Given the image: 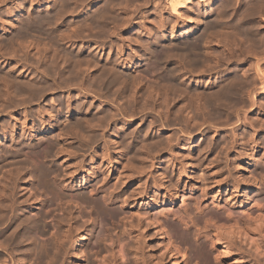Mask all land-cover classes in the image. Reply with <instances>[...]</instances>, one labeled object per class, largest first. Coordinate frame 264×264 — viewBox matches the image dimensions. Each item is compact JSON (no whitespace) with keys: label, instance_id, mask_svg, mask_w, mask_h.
<instances>
[{"label":"rangeland","instance_id":"obj_1","mask_svg":"<svg viewBox=\"0 0 264 264\" xmlns=\"http://www.w3.org/2000/svg\"><path fill=\"white\" fill-rule=\"evenodd\" d=\"M1 1V5H0V17H1V21H0V24H7V23H10V22H7L6 21V23H5V20H11L12 18H18V15H15V16H13L12 18H10L9 19V17H7V15H6V10L8 9V8H10V7H12L14 4H15V1H16V3L18 2V3H20L22 0H9L8 2L6 1V0H0ZM7 3H6V2ZM12 1V2H11ZM122 2H124V3H122L121 2V9H122V7H125V9L123 10L122 9V11L120 12V10H116L117 12H115L114 14H116V13H118V14H116V17H115V19L116 18H118V16H119V18L117 19L118 21H117V23L119 22V20H120V18L122 17H124V12H130L129 14H132V16L134 15H136V17H137V19L135 18L133 21V23H132V27L131 26H128V27H123L122 28V31H121V34L120 33H118L117 31H115V34L116 33H118V35H114V34H112V31H113V27L115 28L116 27V25L115 24H109V25H105V28L103 29V31L105 30V34H108V35H106L105 36V34L103 35L104 37H106V39H104V38H102V37H100L99 39H96V41L97 40H99L100 41V43H99V41H97L98 42V44L97 43H95L94 42V40H91L90 42H88L87 44H84L83 42L81 43V41H75L74 39H73V45H74V47L73 48H71V46H73V45H71V46H69V45H67V44H65V40H63L61 37L63 36V37H65V35L67 34V32L65 31L66 29L68 30V25L67 26H63V27H65V28H63L62 26H61V29L63 28V30H61V31H63L64 33H61V31H60V27H56L55 29L56 30H54V28H52V29H50V27H47V26H45V27H43L42 29H43V31L45 32H43V33H37V32H35V31H28L27 33H26V36H25V38H26V40H23V41H25L24 43H26V45H28L29 44V42L31 41V42H33V44H37L36 45V47L35 48H39V47H41L40 49H38V51L39 52H41V54L43 53V50H45V49H43V48H47L46 50H48V53H50L51 55H52V52L55 54V52L54 51H56V52H60V51H62V52H60L59 53V55H58V53H56L57 54V59H58V61H57V63H60L61 65H62V63H63V60L60 58L61 57V55H63V53L66 55L67 54V52L69 53L67 56H69L70 57V55H71V59H73V57H75V55L78 53L77 51H78V49H79V47L80 48H82V47H84V49L85 50H94L95 51V49H96V51L95 52H98V51H100V48L101 47H103L102 49H101V51H100V53L99 54H102L103 52H105L107 49H109V52H111L110 51V49H112V55H113V57L117 54V52L118 51H116V50H119V49H116L117 47H119L120 48V44L118 45L117 43H120V41H119V39L120 38H122V41L124 40V48H123V52H122V55H123V57L124 58H126V59H128V58H130L129 57V55L130 56H132V57H134V58H131V60L132 59H138V62H137V60H134V65L130 68V72H131V75L135 78V79H133V80H135V82L138 80L139 82H141V83H139V84H142L141 86L140 85H138L137 87L138 88H133V86L132 87H127L126 88V90L128 89L129 91H131V92H133V90H135L136 91V89L137 90H139V88L141 89V90H139V91H144V89H145V87L148 89L149 87L151 88V87H153L152 89H154V90H156V88L155 87H158L157 89H160L161 87H162V85L161 86H159L160 84H163V86H165L166 85V88H164V87H162L161 89H163L162 90V93L164 94V91H165V93L167 92V94L169 95L172 91L174 92V85H173V82L172 81H170L169 79H167L166 77H163V76H165V67L164 66H162V69L161 68H157V67H161V66H157V67H153V66H151L150 64H148L147 62H146V60L143 62V61H141V63H140V56H141V53L143 54L141 57L143 58V56H145L144 54H145V52H142V51H145V50H142L141 48H140V45L142 44L143 45V43H147L148 44V37L146 36L147 34H148V36L150 35L151 36V34H152V37L157 41V40H159V37L160 36H162V35H167V37H168V40L166 41V40H162L161 41V39L159 40V42H158V48H161V46L162 45H165L166 43H167V45L168 46H170V43H174V42H179V41H181L180 42V44H185V43H188L189 42V37H181V38H177V39H172V32H173V34H178L179 32H182V31H184V30H189V31H191V27H193L194 25H192V24H185L186 22H184L183 23V21H181L180 19L178 20V22H177V20H176V22H177V24H175L176 22H174V24H173V21H175L174 19H171L170 17H168L167 15H163V16H161V15H158L157 14V11H158V13H160V7L158 6L157 7V5L155 4V6L156 7H154L153 6V4H154V2H153V0L151 1V2H149V3H147V5L146 4H142V1L141 0H126V1H124V0H121ZM133 1H136V2H133ZM138 1V2H137ZM207 1V0H206ZM205 1V3H203L202 5H204V8H205V10L207 9L206 7H207V3H210L209 2V0L206 2ZM227 1H230L231 3H234V2H232V0H227ZM226 0H222V3H224V2H226L225 4H227V3H230V2H227ZM238 1V2H237ZM235 3H236V5H235V3H234V5L237 7V3H246V2H248V1H250V0H241V1H239V0H237ZM4 2V3H3ZM14 2V3H13ZM43 1L41 0L40 1V4H42V6L44 5L45 6V4H44V2L42 3ZM132 2V3H131ZM9 3V4H8ZM138 4L139 5V3H140V6L142 5V7L144 8H142V7H140L139 8V6L137 5V9H136V7L134 8V6H136L135 4ZM151 3H152V5H151ZM218 5H216L218 8H216V10H214L213 11V9H210V11H208L209 13L210 12H212L211 14H210V18H211V20H213L212 19V16H214V18H216L218 15H220V13L221 12H225V14H224V12H223V14L222 15H220L219 17H221V16H223V17H228L230 14H231V12L232 13H238L240 10H238L234 5L233 6H230V5H232V4H228L229 6V9H224V8H221V7H219L220 5H222L221 4V0H220V3H219V0H218ZM193 4H194V6L196 7L197 5H195V0H194V2H193ZM192 4V5H193ZM9 5H10V7H9ZM26 5H27V3H26ZM30 5V4H29ZM127 5V6H126ZM130 5H132V6H130ZM146 5V6H145ZM3 6V7H2ZM4 6H8L7 8L6 7H4ZM43 6V7H44ZM150 6V7H149ZM153 6V7H152ZM206 6V7H205ZM149 7V8H148ZM152 7V8H151ZM194 7V9H196L197 10V8H195ZM203 7V6H202ZM222 7H223V5H222ZM224 7H225V5H224ZM226 7H227V5H226ZM225 7V8H226ZM230 7H233V8H230ZM5 8V9H4ZM88 8H90V6L88 7ZM133 8V9H132ZM158 9L157 11L156 10H153V9ZM223 9V11L221 10V9ZM236 8V9H235ZM4 9V10H3ZM90 9H93V8H90ZM135 9V10H134ZM150 9V10H149ZM151 9L153 10V14H151ZM217 9H218V11L220 12V10H221V12L219 13V12H217ZM209 10V9H208ZM228 12H227V11ZM234 10V11H233ZM236 10L238 11V12H236ZM243 10H245V8L243 9ZM48 11V10H44V13H46V12ZM149 11V12H148ZM215 11H216V13H215ZM231 11V12H230ZM123 12V13H122ZM133 12H134V14H133ZM148 12V13H147ZM156 12V13H155ZM198 13V12H197ZM217 13H219V14H217ZM229 15H228V14ZM4 14V15H3ZM38 15H40L41 13H37ZM138 14V15H137ZM158 16H157V15ZM161 14V13H160ZM215 14H217V15H215ZM227 14V15H226ZM142 15V16H141ZM199 15V14H198ZM202 15H204L203 13H200V16H202ZM6 16V17H5ZM144 16V17H143ZM159 18H157V17ZM216 16V17H215ZM4 17V18H3ZM165 17V18H164ZM203 17V16H202ZM82 19V16H81V14L80 15H78V16H69L68 18L67 17H65L64 18V25H66L67 23H68V21L69 22H72V25H69V28L70 27H72V26H74L75 24H76V21H77V24L79 23V19ZM162 18V19H161ZM167 18H169V19H167ZM184 18V17H183ZM186 18V17H185ZM80 19V20H81ZM158 19V20H157ZM203 19V18H202ZM217 19V18H216ZM215 19V20H216ZM72 20V21H71ZM74 20H75V22H74ZM137 20H138V22H137ZM146 20V21H145ZM161 20V21H160ZM172 20V21H171ZM203 20H205V19H203ZM208 20H210V19H208ZM136 21V22H135ZM120 22H121V20H120ZM119 22V23H120ZM159 22H161L160 24H159ZM169 22H172L171 24L169 23ZM220 22V21H219ZM75 23V24H74ZM116 23V24H117ZM135 23V24H134ZM165 25H164V24ZM167 23V24H166ZM181 23V24H180ZM59 24V23H58ZM74 24V25H73ZM221 24V25H220ZM220 26L221 27H219L218 28V26L219 25H217V26H215V27H213V31H215V29H218V31H219V29H221L222 28V26H223V28H224V26H226L224 23H222V22H220ZM223 24V25H222ZM19 25V24H18ZM17 25V26H18ZM113 25H115V26H113ZM162 25H163V27H162ZM167 25V26H166ZM177 25V26H176ZM178 25H179V27H178ZM184 25V26H183ZM192 25V26H191ZM16 26V25H15ZM17 26L16 27H14V28H12V29H10V31H7V32H5L4 31V33H2L3 31H0V38H2L3 39V43H4V41L6 40V36H10V35H14L15 34V32L13 33V31H14V29H15V31L17 30L16 28H17ZM20 26V25H19ZM18 26V27H19ZM110 29V27H112V29H108L109 31H111V32H109L110 34H112V35H110L109 33H108V30H107V27ZM118 27L120 26L119 24L117 25ZM134 26V27H133ZM171 26V27H170ZM173 26V27H172ZM189 26V27H188ZM201 27V26H200ZM130 28V29H129ZM144 28V29H143ZM149 28V29H148ZM162 28V29H161ZM167 30H166V29ZM171 28L173 29V30H171ZM175 28V29H174ZM222 28V29H223ZM65 29V30H64ZM127 29V30H126ZM129 29V30H128ZM146 29V30H145ZM164 29V30H163ZM178 29V30H177ZM221 29V30H222ZM49 30H52L54 33H55V35H53L54 33L52 32V31H49ZM69 30H71V29H69ZM106 30H107V33H106ZM158 30V31H157ZM172 32H171V31ZM57 31H60V33L59 34H57L56 32ZM145 31H147V32H145ZM169 31V32H168ZM218 31H216V32H218ZM17 32V31H16ZM47 32L49 33L48 35H47ZM71 32V31H70ZM69 31H68V33L69 34H71ZM149 32H151L150 34H149ZM156 32V33H155ZM166 32V33H165ZM170 32H171V35H170ZM8 33V34H7ZM51 33H53V34H51ZM66 33V34H65ZM142 33V34H141ZM43 34V35H42ZM62 34V35H61ZM84 34H87V32L86 33H84ZM121 35V37H120V35ZM141 34V35H140ZM146 34V35H145ZM40 35V36H39ZM47 35V36H46ZM51 35V37H49ZM57 35H61V37L60 36H57ZM114 35V36H113ZM159 35V36H158ZM1 36H4V38L3 37H1ZM43 36V37H42ZM55 36V37H54ZM67 36H69L68 34H67ZM70 36H72V34L70 35ZM107 36H109V37H107ZM34 39H33V38ZM36 37V38H35ZM39 39H38V38ZM41 37V38H40ZM48 37V38H47ZM57 37V38H56ZM114 37V38H113ZM120 37V38H119ZM131 37L133 38L134 37V39H135V41L136 42H134V39H131ZM138 37V38H137ZM171 37V38H170ZM31 38V39H30ZM44 38V39H43ZM1 39V40H2ZM27 39H29L28 41L29 42H26L27 41ZM46 39V40H45ZM102 39V40H101ZM104 39V40H103ZM180 39V40H179ZM15 40H18L19 41V43H22L23 41H21V40H19V39H15ZM33 40V41H32ZM42 40V41H41ZM48 40L51 42V44L48 42ZM127 40V41H126ZM129 40H130V42L132 43H130L129 42ZM145 40V41H144ZM179 40V41H178ZM220 40V39H219ZM18 41H17V43H18ZM21 41V42H20ZM36 41H38L37 43H36ZM40 41V42H39ZM45 41V42H44ZM47 41V42H46ZM53 41V42H52ZM64 41V42H63ZM102 41V42H101ZM169 41H170V43H169ZM173 41V42H172ZM43 42V43H42ZM66 45H64L63 43ZM74 42H75V44H74ZM110 42V43H109ZM114 43V45H113V43ZM139 42V43H138ZM183 42V43H182ZM214 42L215 41H213V43L212 44H214ZM243 44H241L240 43V41H238V42H236V44H235V42H229L230 44H231V48H232V52H234V53H236L237 51H236V49H234V45L233 44H235V45H237L240 49L242 48V45L244 46L241 50H246L247 49V44H245V42H243V41H241ZM5 43H7V41L5 42ZM15 43V42H14ZM14 43H13V45H14ZM41 43V45H39ZM45 43V44H44ZM47 43V44H46ZM78 43H80V44H78ZM130 43V44H129ZM161 43H162V45H161ZM216 43H218V42H216ZM221 43H222V41H221ZM42 44H44V45H46L47 47H44V45H42ZM115 44L116 45H118L116 48H115ZM143 45V46H145V47H149V45ZM246 46H245V45ZM56 45H58V46H56ZM77 45V46H76ZM78 45H81V46H79L78 47ZM84 45H86V47L84 46ZM90 47H89V46ZM93 45H94V47H93ZM113 45V46H112ZM220 45H221V47H220ZM223 45V43L222 44H218V46L216 47V49L214 50H212L213 52L212 53H214V51H215V57L214 58H216V53H219V57H218V59L219 58H221L222 60H223V58L225 57V56H227V57H232L231 59L230 58H227V57H225V58H227V59H225L224 58V60L222 61L221 59L220 60H217V59H215L214 61L212 60V58H207L206 56H204L203 57V61L205 62V63H207V65L209 66V68L208 69H211L212 68V70H210V72H209V74H208V72H205V76H204V78L203 79H205V77H207L206 79H208V80H211V82H215V79L216 80H218V79H220V78H223L224 77V75H226V74H228V76H231L232 75V73H233V76L235 75V76H238L237 78H238V80L242 77L241 76V74H242V72L240 73V71H242L240 68H242L243 69V65H242V56H240V55H238V58H239V56H240V58L238 59V58H235L234 57V55H229L228 54V52H226L225 51V48H227V47H223L222 46ZM23 46H25V45H23ZM60 46V47H59ZM88 46V47H87ZM97 46H99L98 48H96ZM109 46V47H108ZM112 46V47H111ZM142 46V47H143ZM168 46H165V47H168ZM15 47V46H14ZM59 47V48H58ZM78 47V48H77ZM93 47V48H92ZM126 47H128V48H126ZM164 47V46H163ZM63 48V49H62ZM77 49V51L75 52V50ZM88 48V49H87ZM89 48H91V49H89ZM220 48V49H219ZM222 48H224V49H222ZM37 49H34V48H31L30 47V50L29 51H31V53L32 54H34V51L36 50L37 51ZM55 49V50H54ZM60 49V50H59ZM116 49V50H115ZM42 50V51H41ZM53 50V51H52ZM58 50V51H57ZM115 50V51H114ZM218 50V51H217ZM35 51V54L37 53ZM63 51H65V52H63ZM120 51V50H119ZM122 51V50H121ZM132 51V53L130 54V52ZM94 52V53H95ZM106 52H108V51H106ZM114 52V53H113ZM220 52H221V54H220ZM224 52V53H223ZM74 53V54H73ZM80 53V52H79ZM225 55H223V54ZM226 53V54H225ZM32 54H30L29 55V57H32ZM237 54V53H236ZM49 56V54H48V59H47V64H49L50 62H51V60H52V56ZM218 55V54H217ZM223 55V56H222ZM34 56V55H33ZM64 56V55H63ZM119 56V55H118ZM117 56V57H118ZM128 56V57H127ZM138 56V57H137ZM37 55H35L34 56V60L33 59H29L28 58V62H27V65H20V64H17L16 62H15V64H14V62H12V65H15V76H18L19 75V77L20 78H22V80L24 79H27L26 81H29V82H32V81H38L39 80V78H41L38 74H36L35 75V73L33 72V71H35L36 72V70H34V68L36 67V65H37V61L38 60H36L37 59ZM50 57H51V59H50ZM97 57V59L99 58L98 56H96ZM242 57V58H241ZM207 58V59H206ZM233 58L235 59V60H233ZM210 59V60H209ZM211 61V62H209V61ZM228 60H229V62H228ZM230 60H231V62H230ZM236 60H240L241 62H235ZM36 62V63H34V62ZM224 61H227L226 63L224 62ZM29 62H30V64H29ZM146 62V63H145ZM203 62V64L204 65H206L205 63ZM209 62V63H208ZM210 63H212V64H210ZM214 63V64H213ZM215 63H217V64H215ZM228 63V64H227ZM240 63V64H239ZM3 63L1 62V60H0V65L1 66H3L2 65ZM17 64V65H16ZM35 64V65H34ZM43 63H41V66H43L42 65ZM220 64V65H219ZM31 65V66H30ZM212 65H213V67H212ZM216 66V68H217V66H218V68L216 69V68H214L215 66ZM28 66V67H27ZM207 66V67H208ZM20 67H21V70H20ZM24 69H23V68ZM31 69H30V68ZM33 67V68H32ZM226 67V68H225ZM246 67V66H245ZM26 68V69H25ZM186 69L188 68V69H190V67L189 66H186L185 67ZM199 68V69H198ZM197 68V70H205L204 68H200V67H198ZM220 68V69H219ZM27 69H29V70H27ZM124 68H121V69H119L118 71L119 72H121L122 74H126V71L127 70H123ZM176 69H177V67H176ZM186 69H184L183 71V74H186L187 72H185L186 71ZM187 69V70H188ZM225 69V70H224ZM226 69H228V70H226ZM245 69V68H244ZM243 69V71L245 72V70ZM247 69V68H246ZM26 71L25 72V75L23 76V75H20V74H22V72L21 71ZM157 70H159V72L157 71ZM163 70V71H162ZM196 70V71H197ZM214 70H215V72H214ZM218 70L220 71V72H218ZM230 70V71H229ZM20 73H19V72ZM196 71H193V73L194 72H196ZM199 71H197V72H199ZM216 71L218 72V73H216ZM224 71V72H223ZM226 71H227V73H226ZM229 71V72H228ZM28 72V73H27ZM85 72V71H84ZM196 72V73H197ZM212 72H214L213 74H212ZM222 72V75H220V73ZM243 72V73H244ZM246 72L249 74L250 72H249V70H246ZM18 73V74H17ZM31 73H32V76H31ZM133 73V74H132ZM158 73H159V75H158ZM165 73V74H164ZM247 73H245L244 74V77H242L241 78V80H243V79H245V80H243L244 82V84H246L248 81H250L251 80V78L249 77V76H245V75H247ZM28 74H30V76H31V78H29L30 76H28ZM162 74V75H161ZM35 75V76H34ZM136 75H138V76H136ZM208 75V76H207ZM218 75V76H217ZM243 75V74H242ZM141 76V77H140ZM161 76V77H160ZM188 76V74H186V76L185 77H187ZM214 76H216V77H214ZM32 77H35V78H33L32 79ZM38 78V80H37V78ZM53 77H55V76H52V78ZM82 77H84L83 79L84 80H87V81H89L88 80V78L86 77V73L83 75L82 74ZM132 77V78H133ZM159 77V78H158ZM240 77V78H239ZM56 78V80H57V77H55ZM138 78V79H137ZM143 78V79H142ZM160 78H162L163 80H164V82L166 81V79H167V82H165V83H167V84H164V82L162 83V82H160V81H162V79L160 80ZM212 78V79H211ZM218 78V79H217ZM32 79V81H30ZM36 79V80H35ZM141 79V80H140ZM58 80H60L61 81V79H59L58 78ZM160 80V81H159ZM214 80V81H213ZM39 81H41L45 86H47L48 87V84L50 83L51 84V82H50V80H48L47 82H46V80H44V79H40ZM60 81H58V82H60ZM86 81V82H87ZM137 81V82H138ZM147 81V82H146ZM191 80H189L188 79V81L187 82H185V80H182V81H180L181 83H178V84H180L179 86H180V88L181 87H185V89H181L182 90V96H183V94L185 95V93L187 94V95H189V94H191V95H189V96H180V97H182L183 99H182V101H181V98L179 99V100H177L178 99V97H175V100H173V101H171L172 99H174V97L171 99V95L172 96H174V93H172V94H170V96L168 97V95H166V94H164V95H166V97H168V98H166V100H167V105L169 106V111L168 112H166V111H164L165 110V108H166V106L165 107H163L164 105L162 104V108L161 107H159V105L158 104H160L161 102H162V99H163V97H161V91L160 92H152V91H150V92H152V94L153 93H156V94H153V97H152V95H151V98H153V99H157L156 98V96H158L157 95V93L159 94L160 93V96H158V99L159 100H157L156 101V103H158V101H161V102H159L158 104H156L155 106L156 107H153V108H156V110L158 111H156L155 112V109L154 110H152V109H149L150 108V105H149V103H147V105L148 106H144V104H146V103H144L145 102V97H146V95H145V92H143V96L145 95V97H141L142 95V93L141 92H135L134 91V94L133 93H129V91L127 90V92L125 91L124 92V95H125V99L123 98H121L122 99V102H121V100H119V97L117 96V94H111V93H114V91H118L119 89H120V87L118 88V90L117 89H115L114 91H110L111 93H109V94H107L108 92H109V90H108V92H107V90L105 91V90H103L104 91V93H103V91H102V93H100L99 92V94H103L102 96L101 95H99L100 97H98V96H96V95H94V97L96 96V98L94 99V100H92L91 98H90V93H89V95H83V94H85V93H82V94H80V84L79 83H76V84H78V86L77 85H75V86H77L78 87V89H76L77 87H75L74 86V84H73V88H71L70 86H67V87H64L63 88V90H60V89H58V90H56V89H54V90H49L48 92H46V94L44 95V96H42V97H39L40 99L38 100H36L35 99V97H33V98H31L30 99V96H27V97H21L22 99H26L25 101L27 102V104L29 105H26V107L28 108L27 110H28V112L30 113V114H28V115H30V116H28L27 118H25L26 119V121H24L25 119L24 118H22V116L24 115L23 114V112H24V110H22V109H24V106H23V108H22V106L21 105H19V106H17V102H20L21 103V100L19 101V99H20V97L19 96H12V99L14 98V100L15 101H13L14 102V107L12 108H7V107H10V105H7L8 104V101L6 100V99H4L6 102H7V104L4 102V100H2L1 99V101H3L2 103H4L5 105V108H7L8 110H7V112H10L11 114V116L10 115H8V114H4L3 113V115L2 114H0V120H2V122L0 121V123H4L3 121H8L9 122V124L11 125V123L13 122V124L15 123L16 124V126H17V130H16V133H14V134H17V137L19 138L20 137V139L19 140H21V143H20V147L18 146V145H14L15 146V148L18 150V148L19 149H21V147H26V146H28V147H26V148H24L23 147V150H31V151H33V152H36V150H37V148L39 149V147H41L39 150H37V152L39 153V154H43L44 153V156H40L39 158H40V160L39 159H33L32 158V156L30 155H28V153H26L25 155L24 154H22L21 155V158H19V159H21L17 164L15 163V164H13V166H12V170L11 169H9L8 168V166H4V167H2L3 169H1L0 170V183H1V181L5 178V180H6V174L9 172V171H14L13 169H14V167L16 168V167H22L23 169H22V172L24 171V173L23 174H21V176H20V180L21 181H19L18 183H17V187L18 188H20V189H18V191L17 192H19V194L18 195H20L21 193L20 192H22L23 193V196H25L27 199L26 200H29L28 202L25 200V201H23V202H21V206H22V208L20 209V210H28V212L26 213V215H27V217L29 218V216L31 217L30 219H35V220H37V216H39L38 214H40L39 212L41 211V214L40 215H42V219H44L45 217H46V215H45V213H47V217L45 218V220L44 221H42L41 220V225H42V228L45 230V231H43L42 233H40V234H44V232H46V234H44L43 236L45 237V238H43V237H38V239L39 238H42V239H39L42 243H45V241H46V243L45 244H49V242H50V244L52 243V240L53 239H51L52 238V236H54V234L56 233V231L58 230V231H61L60 229H62L63 228V231L65 230V229H67L68 228V226H70L71 228H76V227H78V226H82V227H80V228H84L85 229V232H87L89 235V238H90V240H92V242L91 241H89L88 242V244L86 245V247H85V249H83V251H85V250H87V251H85V252H83V253H85V255H86V258H89L90 260L92 259H94L95 257V255H97L96 256V260L98 261V257L100 258V256H101V261L103 260V257H106L107 256V252H108V250H113V252H115L116 254L115 255H117V251L121 248L120 246H123L124 247V245H125V247L128 245V246H131L132 247V241H131V238H133L134 237V234H133V236H132V234H131V232H133V231H137V233H143V236H145V240H143L141 243H142V248H143V254H145L144 256H147V253L149 252V248L150 247H152V249H154L155 250V254H156V260L154 261V263L156 262V261H158V257L159 256H161L162 257V260H159L160 262V264H182V259L179 257H174V253L172 252V251H174L172 248H170V246L168 247V245H167V238L162 234L163 232H161L160 230H159V227H158V225L154 222V220H153V217H155L156 215H158L160 212H162V213H164L165 211H168L169 210V212H171V211H173L174 212V214H175V216L177 215V217L179 218L180 216H182L181 218H186V212L184 211V209H182V199H184V201H187L188 200V198H189V196L191 197V196H193V198L196 196V198H198L197 199V202L198 203H196L197 205H199V203L201 202L202 204L206 201V203L205 204H211V202L212 201H215V202H219V203H223V205L222 206H225V205H227V204H229V206L227 205V207H231L232 208V210L234 211V215H237V216H235L236 218L238 217V229H235V230H237V231H235V232H237V233H235L236 235L234 236V238H233V236H231L230 234H228L226 231H225V229H224V231L222 230L223 228L221 227H219V228H217V227H214L213 225H212V223L210 222L209 224H208V222H204V219H202V218H200V213L199 214H197L196 216H198L199 215V217H198V220H197V218H195L196 220H195V222H199V223H201L200 225L198 224L197 226V228H196V226H190V223H188L189 225L188 226H190V231H187V230H185L186 232H183V228H184V224L182 225L180 222H178V220L176 221L175 219H173L172 220V218L171 217H167V218H170L169 220L171 221V223L170 222H168V224H170V225H168V226H170L169 228H168V232H169V234L171 233V232H174V234H175V236H174V234L173 233H171V234H173V236H172V238L174 239V240H176V241H178L179 240V236H181L180 237V240L178 241V242H180V241H182V239H185V241H186V243H184L183 241L182 242H180V243H184L185 245V247H186V251H185V254H186V252H187V254L188 255H190V253L192 252V250H193V248L195 247V245H194V241H193V239H191L190 237H191V235H193V233L197 230L198 232H199V229H200V233L202 234L201 236V241L200 242H204V240H205V237H204V239H202L203 238V235H205V236H207L208 237V239H210L211 238V240H212V243L213 242H216L217 240H222V241H219V242H221V243H218V241L216 242V244L215 243H213V248L214 249H216V251L218 250V252H217V254H222L221 253V248H222V243H224L225 245H227L228 244V250H229V254L230 255H225V254H222V256L220 257L219 255V260H221L222 261V264H256V263H259V262H255V261H258V259H260L259 261H262V263L260 262V264H264V246L263 245H261V244H263L264 243V233L262 232V230H259L256 234H255V232H253L252 230H253V228H254V223L253 224H250V223H248V222H246L245 220H244V216H241V214H243V211L241 210L240 211V209L242 208V207H244V205L246 206V203L248 204V203H250L249 201H251V202H255V203H260L262 206H263V204H264V145H262L263 144V142H264V127H263V125L264 124H262V123H264V121L262 122V123H260V125H258L259 124V122H261L262 120H264V107H263V105H264V90H260V85L258 84V85H256V87H254L256 90V92L255 91H252L253 90V88L252 87H247V86H245V87H243L242 89H243V92H244V94L246 95H244V94H242L241 95V97H240V99L235 103V101L234 100H232V101H230L229 103L230 104H227L229 107L231 106V108H228V106H227V108L228 109H231V110H229L228 111V109L226 110V107H225V109H223V110H219L220 112H222V115H221V113H220V115H221V117H219L220 115H218L217 116V114H219L218 113V109H215L214 107H212V106H210V104H207L208 102H206L207 101V98H206V95H205V93H209V92H211V91H215L216 89H217V86H212L211 85V87H206V85H205V83H204V86L202 85L200 88L199 87H197L196 85L197 84H191V82H190ZM77 82V81H76ZM79 82V81H78ZM158 82H159V85H158ZM183 82H185V83H187L186 85H185V83H183ZM189 82V83H188ZM240 83L242 82V81H239ZM246 82V83H245ZM83 83H84V81H83ZM169 83V84H168ZM243 83H241L242 85H243ZM2 83H0V97L1 96H3V94H4V90L3 89H5L3 86L4 85H2ZM85 85V84H84ZM95 86H97V88L99 87L97 84H94ZM146 85V86H145ZM148 85H149V87H148ZM173 88L172 89V91L170 92V86ZM184 85V86H183ZM195 85V86H194ZM50 86V85H49ZM72 86V85H71ZM94 86V88H96ZM131 86V85H130ZM169 88H168V87ZM188 88H187V87ZM2 87H3V89H2ZM68 87H70V88H68ZM75 87V88H74ZM116 87V86H115ZM114 87V88H115ZM203 87V88H202ZM251 88V89H248L247 90V88ZM65 88H68V89H65ZM117 88V87H116ZM143 88V89H142ZM168 88V90L169 91H166V90H164V89H167ZM190 89V91L188 92L187 91V89ZM206 88H208V89H206ZM214 88V89H213ZM244 88H246V90L244 89ZM257 88H259V89H257ZM132 89V90H131ZM195 89V90H194ZM197 89H200V90H197ZM3 90V91H2ZM78 90H79V93H78ZM112 90V89H111ZM184 90V91H183ZM194 90V91H193ZM208 90V91H207ZM209 90H211V91H209ZM245 90V91H244ZM249 90H251L252 92L250 93L249 92ZM52 91H53V94H52ZM61 91V92H60ZM159 91V90H158ZM202 91H204L203 93H202ZM205 91H207V92H205ZM260 91V92H259ZM51 92V93H50ZM71 92V93H70ZM107 92V93H106ZM146 92H149V90L147 91L146 90ZM170 92V93H169ZM242 92V93H243ZM245 92H249V93H245ZM3 93V94H2ZM76 93H78V94H76ZM107 95H106V94ZM116 93V92H115ZM129 93V95H132V97L134 96L137 100H138V102L136 101V99L133 97H130V96H128L127 94ZM138 93H140V94H138ZM252 93H253V95H252ZM69 94H71V95H69ZM137 95V97H136V95ZM194 94H195V96L196 97H194ZM197 94V95H196ZM69 95V96H68ZM73 95H77L76 97L75 96H73ZM78 95H80V96H78ZM83 97H82V96ZM92 95H93V93H92ZM106 95V96H105ZM109 95V96H108ZM113 95V96H112ZM140 97H139V96ZM164 95H162V96H164ZM248 95H251V97L253 98H251L250 99V96L249 97H247ZM263 95V96H262ZM87 96V97H86ZM192 96V97H191ZM197 96H199V99H197L198 97ZM68 97H70V99H68ZM78 97H79V99H78ZM85 97V98H84ZM112 97V98H111ZM116 97H118V98H116ZM128 97L130 98L129 100H128ZM203 98V101H205L204 99H206V101L205 102H202V103H206L207 105L206 106H208L207 107V109L205 110V108H206V106H205V104H204V106H203V104L201 103L200 104V102H201V98ZM1 98H5V97H1ZM28 98V99H27ZM104 98V99H103ZM140 100H139V99ZM142 98V99H141ZM143 98H144V100H143ZM194 99V101H198L199 103H197V101L196 102H193V101H191L192 99ZM245 98H246V103L245 102H243L244 100H245ZM247 98H249V100H250V102L252 101V104H255V105H253L252 107H251V109H249V104H248V106H246L245 104H247L248 103V99ZM29 99H30V101H32L31 102V105H30V102H28L29 101ZM59 99V100H58ZM61 99V100H60ZM65 99H67V100H71L72 101V103H71V105H73V106H76L77 104H81V102L83 103V104H85V106L86 105H88V106H90V105H92V103H93V107L94 108H92L94 111V113L92 112V111H90V112H88L87 113V116L90 118V116H92L93 118H95L94 116L95 115H97V114H99V113H103L104 115H109V114H111L112 113V111L114 110V106H116V108H119L120 107V110H124L125 111V106L126 107H128L127 109H126V111H125V113H127V114H125L126 115V117H125V115L122 117L121 116V112H116V111H113V112H115L114 113V115L117 113V114H120V115H118V116H114L113 117V119L112 120H110V122L106 119V117L104 118L105 120V122L103 121V124H100L99 126H100V128H99V130H98V132H96L97 131V128H94V131L91 133V135L94 133L95 135H94V137L92 138V136H91V138L90 139H86L87 141H89V144H90V147H86V146H84L83 147V145H87L88 144V142L86 143V142H83L82 144L81 143H78L79 142V140L81 139L80 137H75V136H71L70 138H68L67 139V141L68 142H66V144L65 145H63V144H60V143H62L61 141L62 140H60L61 139V137H59L60 135H63L65 132H66V134L69 132L70 133V131L71 130H68L67 128H66V126H68L66 123L67 122H64V118L63 117H65L66 118V116H68L69 117V115H66L64 112H66L68 109L66 108V106H67V104H65V103H67L68 101L67 100H65ZM108 100V101H105V100ZM113 101H112V100ZM134 99V100H133ZM168 99H170V100H168ZM185 99H187V100H185ZM196 99V100H195ZM241 99H243V101L241 100ZM34 100V101H33ZM58 100V101H57ZM98 100V101H97ZM103 100H104V103H103ZM117 102H116V101ZM200 100V101H199ZM242 102H241V101ZM254 100V101H253ZM1 101H0V103H1ZM17 101V102H16ZM132 103V105H131V103ZM140 101V102H139ZM144 101V102H143ZM187 101V102H186ZM15 102H16V105H15ZM33 102H35V103H33ZM59 103V104H57V103ZM65 102V103H64ZM73 102H74V104H73ZM78 102V103H77ZM80 102V103H79ZM100 102V103H99ZM111 102V103H110ZM124 102H129L130 104H128V105H130L132 108H133V111H132V108H131V111H130V107L128 106V105H125L124 104ZM136 102V103H135ZM176 102V103H175ZM184 102H186V103H184ZM190 102H192V103H194V104H190ZM245 103V104H241L242 105V107H241V105H240V107L238 106V104L239 103ZM255 102V103H254ZM1 103V104H2ZM114 104V106H112L113 104ZM142 103H143V106H142ZM173 104V105H171V104ZM178 103V104H177ZM257 103H259V104H257ZM261 103H262V105H261ZM51 104H52V106H51ZM66 106H65V105ZM109 106H108V105ZM112 104V105H111ZM137 104V105H136ZM179 104H180V106H179ZM188 105L187 107H185V108H187V109H189V112L191 113H189L188 114V111H187V113L185 112L186 110H185V108L183 107V105ZM197 104V105H196ZM199 104L200 105H202V107H205L203 110H202V108L199 110L200 111V113H201V115L199 114V111L197 110V108H196V106L198 107L199 106ZM236 104V107L234 108L233 106ZM7 105V106H6ZM39 105V106H38ZM57 105H59L60 107V116L62 117V118H60V117H58L56 114H52V113H55V110L57 109L56 107H58ZM100 105V106H99ZM118 105H119V107H118ZM136 105V106H135ZM146 107V110H144L145 108H143V111H142V107ZM185 105V106H186ZM191 105H193L194 107L193 108H191L192 106ZM244 105V106H243ZM256 105H261L262 107H260V106H258V107H260V108H258ZM3 105H1V107L3 108L4 107ZM32 106V107H31ZM72 106V107H73ZM87 106V107H88ZM141 107V109H140V107ZM176 106V107H175ZM180 107V109L181 110H183L182 111V113L181 112H179L180 111V109H177V107ZM255 106V107H254ZM0 107V109H2ZM19 107V108H18ZM99 107V110L97 109ZM110 107V108H109ZM121 107H122V109H121ZM138 107V108H137ZM160 109H159V108ZM184 109H183V108ZM201 106H199V108H200ZM233 107V108H232ZM237 107H238V110H237ZM248 107V108H247ZM256 107H257V111H256ZM31 110H30V109ZM36 108H38V110L36 109ZM47 108V109H46ZM137 108V109H136ZM191 108V109H190ZM194 108H196V110H194ZM242 108V109H241ZM263 108V109H262ZM21 109V110H20ZM33 109V110H32ZM47 110L48 112L50 111L51 112V115H55L56 116V118H55V116L53 117V119L52 120H49L46 116H43V117H40V116H42L41 115V111H43V110ZM50 109V110H49ZM65 109V110H64ZM97 109V110H96ZM108 109V110H107ZM113 109V110H112ZM148 109V110H147ZM176 109H177V113H173V112H176ZM194 110V112H193V114H195V116H192V111ZM36 110L38 111V113H36ZM136 110V111H135ZM141 110V111H140ZM151 112H150V111ZM161 110V111H160ZM191 110V111H190ZM211 110H212V112L213 113H217L216 115H213L214 116V119H212L213 118V116H212V112H211ZM214 110V111H213ZM236 110V111H235ZM262 110V111H261ZM23 111V112H22ZM111 111V112H110ZM153 111V112H152ZM202 111V112H201ZM203 111H207V112H203ZM217 111V112H216ZM225 111H228V112H225ZM235 111V112H234ZM19 112V113H18ZM34 112V113H33ZM110 112V113H109ZM128 112H133V113H135L136 112V114H133L134 116H135V118H133L134 116H132L131 115V113H130V115L131 116H129V113ZM164 112H165V114H167V113H169V114H167V118L168 119H166V120H168L169 121V123H170V126L171 125H173V126H171V127H166L165 128V126H162V125H164V123H165V118L166 117H164V116H166V115H164ZM198 112V114H197V116L198 115H200V117H198V119L200 118H202L201 120L199 119H196V113ZM208 112H211L210 114L208 113ZM224 112L226 113L225 114V116H224ZM238 112V113H237ZM31 113H33V114H35V115H31ZM40 113V114H39ZM93 113V114H92ZM96 113V114H95ZM154 113H156V114H154ZM178 113H181V114H178ZM208 113V114H207ZM228 113H230L229 115H227ZM237 113V114H236ZM13 114V115H12ZM64 114H65V116H64ZM92 114V115H91ZM95 114V115H94ZM175 114V115H174ZM185 114V115H184ZM186 114H187V116H189V117H186ZM205 114H207V115H205ZM241 114V115H240ZM247 114V115H246ZM19 115V116H18ZM90 115V116H89ZM130 117H128V116ZM179 115V116H178ZM191 115V116H190ZM207 116V118L205 117V116ZM226 115H227V117H226ZM235 115H238V116H240V118H241V116H242V119H244V118H246L245 119V121H244V125H242V124H240L241 122L240 121H238L237 123L235 122L237 119V116H235ZM181 116V117H180ZM184 116H185V119L186 118H188V119H186V121L187 120H191L192 121V119L194 120V121H196V120H198V121H196L195 123H194V121H188V123L189 124H187V122L186 121H184ZM208 116H210V117H208ZM228 116H230L229 118H228ZM234 116V117H233ZM250 116V117H249ZM14 117V118H13ZM46 117V118H45ZM75 117V116H74ZM115 117H116V120H115ZM194 117H195V119H194ZM215 117H219V119H217V118H215ZM236 117V118H235ZM252 117V118H251ZM2 118V119H1ZM15 118H16V120L18 121V122H16V120H15ZM127 118V119H126ZM133 118V119H132ZM179 118V119H178ZM180 118H182V119H180ZM203 118H204V120H203ZM228 118V119H227ZM233 118V119H232ZM235 118V119H234ZM254 118L256 119V121L254 120ZM257 118H258V121H257ZM41 119H43V121L44 122H46V124H44V125H46L48 128L50 127V125H51V122L52 121H54V127L53 126H51L50 128H51V132L52 133H54V135H52V133H51V136L49 135L50 133H46V130H42V127L44 126V125H42V120ZM56 121H55V120ZM123 119V120H122ZM153 119V120H152ZM164 119V120H163ZM205 119H206V121H205ZM209 119H211V120H209ZM224 119V120H223ZM230 119H232V120H230ZM15 120V121H14ZM20 120V121H19ZM46 120V121H45ZM59 120V121H58ZM63 121V122H61V121ZM120 120H121V122H120ZM129 120V121H128ZM153 121V123H152V121ZM162 120V121H161ZM203 120V122H201ZM223 120V121H222ZM235 120V121H234ZM251 122L252 120L256 123H254V122H251L253 125H255V126H253L249 121ZM6 121V122H7ZM22 121H24V123H26V126L29 128H31V127H35V135H34V139H32L33 141L30 143V141H31V139H29L30 141H26V134H23L22 132H24V126H23V122ZM33 123H32V122ZM40 121V122H39ZM112 121V122H111ZM156 121V122H155ZM160 121V122H159ZM164 121V122H163ZM167 121V122H168ZM173 121V122H172ZM177 121H179V122H177ZM186 122V124L184 123V122ZM204 121H205V124H202V123H204ZM120 122V123H119ZM128 122V124H126ZM141 122V123H140ZM161 122H162V125H161ZM182 122V123H181ZM200 122H201V124H202V126H200L201 124H200ZM218 122V123H217ZM232 122V123H231ZM35 123V124H34ZM50 123V124H49ZM56 123V124H55ZM102 123V122H101ZM107 123V124H106ZM133 123V124H132ZM169 123H165L166 124V126H167V124H168V126H169ZM174 123V124H173ZM177 123H180V124H177ZM184 123V124H183ZM207 123H209V124H207ZM215 123V124H214ZM229 123V124H228ZM251 125H250V124ZM12 124V125H13ZM18 124V125H17ZM65 124H66V126H65ZM106 124V125H105ZM132 126H131V125ZM177 124V125H176ZM182 124V125H181ZM200 124V125H199ZM221 124V125H220ZM226 125V128H225V125ZM228 124V125H227ZM250 125V127H249V125ZM261 124H262V127H261ZM12 125L10 126L11 127V130L9 129V131L7 132V136L10 138V134L12 133L11 131H12ZM35 125V126H34ZM58 127H57V126ZM103 126V128H105L104 130H103V128H102V126ZM108 125V126H107ZM159 125H161V126H159ZM190 125V127L188 128L187 126H189ZM210 125H214V126H210ZM40 126H42V127H40ZM128 126V127H127ZM150 126H152V127H150ZM215 126L217 127V128H215ZM219 126V127H218ZM222 126H224V128L222 127ZM230 126V127H229ZM233 126V127H232ZM245 126V127H244ZM248 126V127H247ZM66 128V129H64V130H66V131H64L63 130V128ZM80 127H82L81 125H79V129H81ZM84 127V126H83ZM161 129H160V128ZM187 127V128H186ZM198 127H200V128H198ZM209 127V128H208ZM215 128V131H217V132H214L213 130V128ZM252 127H255L254 129L252 128ZM260 127V130L258 129ZM19 128H21V129H19ZM56 128H58L59 129V131H56V130H58V129H56ZM87 128V127H86ZM86 128H84L85 129V131H86ZM123 128H125V129H123ZM149 129V130H147V131H144V129ZM195 128V129H194ZM196 128H198L199 129V131H198V129H196ZM206 128V129H205ZM263 128V129H262ZM60 129L61 130H63V132L62 133H60ZM84 129L82 128V130L84 131ZM88 129V128H87ZM123 129V130H122ZM133 129V133L134 132H136V133H134V137L133 138H131L130 140H129V142L131 143V145H132V149H133V151H132V153L130 154V155H127V154H125V155H123V156H120V155H114V153H116V151L117 150H114L115 149V147H113L114 145L113 144H115L114 142H116L117 140H119V138H120V136L122 135V133H124L125 131H131ZM134 129H135V131H134ZM186 129H189L188 130V132H187V130ZM203 129H204V131H203ZM211 129V130H210ZM217 129V130H216ZM230 129H232V130H230ZM23 130V131H22ZM102 130V131H101ZM141 132H140V131ZM164 130V131H163ZM166 130V131H165ZM170 130V131H169ZM179 130H181L183 133H187L186 135L188 136H186V135H184V134H182L181 133V131H179ZM191 130H194V131H196V132H193V131H191ZM205 130H207V131H205ZM209 130V131H208ZM224 130V131H223ZM252 130H257L256 132H252L251 133V131ZM19 133H18V132ZM21 131V132H20ZM81 131V130H80ZM83 131H82V133H83ZM101 133H103V135H98V134H101ZM142 131H143V133H142ZM156 131V132H155ZM171 131H173V135H171ZM186 131V132H185ZM193 133H191V132ZM202 133H201V132ZM211 131H212V133H211ZM231 131V132H230ZM234 133H233V132ZM247 131V132H246ZM55 132H56V134H58L57 132H59V134L58 135H56L55 134ZM132 132V131H131ZM139 132V133H138ZM147 132H149V133H146ZM258 132H259V134H258ZM138 133V134H137ZM170 133V136L173 138L174 137V134H175V136L177 137V136H179L178 138H174L172 141H171V144H173V147H172V145L170 144V145H168L169 146V148L170 147H172L171 148V150H168V148L166 149L167 150V152L168 151H170V152H166V150H165V148L164 147H168V146H166L165 145V143L164 142H167V141H165L164 140V138L166 139L169 135ZM188 133H190V134H188ZM230 133H231V135H230ZM246 133V134H245ZM248 133V134H247ZM20 134V135H19ZM48 134V135H47ZM143 134V135H142ZM144 134L146 135V137L144 136ZM166 135V137H165V135ZM202 134V135H201ZM204 134V135H203ZM210 134H212V135H210ZM214 134V135H213ZM233 134H234V136L235 137H237V140H236V138L233 136ZM253 134H254V136H253ZM22 135H23V137H22ZM25 135V136H24ZM56 135V136H55ZM142 135V136H141ZM195 135H197V136H195ZM209 135V136H208ZM54 136V137H53ZM77 136V135H76ZM101 136H102V139H101ZM103 136H105V137H103ZM141 138H140V137ZM143 136H144V138H143ZM149 136H150V139H148L149 138ZM154 136H156V137H154ZM157 136H160L159 138H162L163 140H164V142H162L163 140L162 139H160L161 140V142L159 143V145L162 143V145L161 146H159L157 143H156V145L155 144H153V143H151L152 141H154L153 139H155V140H157L158 139V137ZM213 136V137H212ZM230 136V137H229ZM232 136L234 137V138H232ZM252 136V137H251ZM57 137H58V140H56L57 139ZM96 137H97V140H99V137H100V140L99 141H97L96 140ZM140 138V139H136V138ZM231 138V139H229V138ZM243 137V138H242ZM13 138H15V135H14V137ZM60 138V139H59ZM65 138V134H64V136L62 137V139H64ZM79 138V139H78ZM105 138V139H104ZM135 138V139H134ZM143 138V139H142ZM190 138V140H188ZM66 139V138H65ZM73 139H77V140H73ZM91 139H92V141H91ZM95 139V140H94ZM146 139V140H145ZM148 139V140H147ZM151 139H152V141H151ZM226 139V141H227V139L229 140V142L231 141V140H233V141H231V142H233V143H229L228 141H227V143H229V144H232V145H228L227 143H226V141H224ZM244 139H247L248 141H252V142H254V144L252 143V144H250V142H248L247 140V142L248 143H245L244 141ZM34 140H35V142H34ZM94 140V141H93ZM102 140H104V141H102ZM141 140V141H140ZM174 140H175V142H174ZM178 140H179V142H178ZM220 140V141H219ZM135 141V142H134ZM140 141V142H139ZM145 141L148 143H145ZM183 141V142H182ZM206 141V143H204ZM219 141V142H218ZM222 141V142H221ZM236 141V142H235ZM239 141H243L242 143H240ZM22 142H24V143H22ZM27 142V143H26ZM38 142H40V144L38 143ZM43 142V143H42ZM93 142H95L94 143V145L92 144ZM102 142H104V143H102ZM137 142H139L140 144H141V142H144L145 143V146L144 145H142V146H144L145 148H146V145H147V148H148V145L151 143L152 144V146L154 145L155 146V148H151V145L149 146V148H150V151H148L147 150V148H146V150H145V148H141V145L139 144V143H137ZM33 143V144H32ZM47 144V146L45 147L44 145L45 144ZM71 145H70V144ZM100 143L103 145V147H102V145H100ZM133 143H134V145H133ZM164 143V144H163ZM178 143V144H177ZM210 143V144H209ZM36 144V145H35ZM44 144V145H43ZM49 144H52L50 147H49ZM69 144V145H68ZM74 144V145H73ZM79 144V145H78ZM88 144V145H89ZM138 144V145H137ZM194 144L196 145V146H194ZM200 144H204V145H206V147H205V149H204V152H200V153H198V150H199V145ZM208 144H209V147H208ZM221 144V145H220ZM247 144V145H246ZM257 144V145H256ZM260 145V147H259V145ZM7 145V144H6ZM23 145V146H22ZM29 145H32V146H29ZM34 145L37 147V145L39 146V147H34ZM40 145H42V146H40ZM58 145H60V147H64V154L63 155H59L60 153H58V150H59V152H61L62 150L59 148V146ZM63 145V146H62ZM159 146V148H164L163 150H160L158 147H156V146ZM164 145V146H163ZM174 145H176V146H174ZM181 145L183 146L184 145V148L183 147H181ZM193 145V146H192ZM222 145H224V146H222ZM255 145V146H254ZM7 146H9V145H7ZM14 146H13V149H10V150H13V151H10V153L12 152H15L16 151V149L14 148ZM17 146V147H16ZM53 146H56V147H58V148H56L55 149V147H53ZM82 146V147H81ZM100 146V147H99ZM104 146H105V148H108L109 149V152H110V155H111V162H112V169L113 170H115L116 168H117V170H119V173H120V170H121V168L122 167H124V165H127L126 163H130V161H131V163H130V167H129V164L127 165V167H125V169H127V170H125L124 169V171H122L121 170V172H124L125 174H126V172H128L129 174H131V177L133 178V176H132V173L134 172V171H136V174H135V172L133 173L134 174V176H135V178H133V181L135 182V184L137 183V185L135 186V184H134V182H132V183H130V186L129 187H126V189H124L123 188V186L122 185H119V184H121L122 183V181H118L119 182V184L116 182V178H111V179H108L109 178V176L111 175V173H110V170L108 171V170H106V171H104V168H105V165H100V168H97V167H99L98 165L101 163H103V161H101L102 160V157H101V155L100 154H102L103 153V151L105 150V148H104ZM138 146H140V147H138ZM251 146H253L252 148H251ZM261 146H263L262 148H261ZM31 147H33V148H31ZM49 147V148H48ZM86 147V148H85ZM101 147H102V149H101ZM138 147V148H137ZM192 147H197L196 149H193V152H192ZM217 148V149H215V148ZM225 147V148H224ZM244 147V148H243ZM30 148V149H29ZM47 148V149H46ZM54 148V149H53ZM67 149V151H69L68 152V154H66L67 153V151H66V149ZM161 151H159L158 149ZM161 148V149H162ZM178 148V149H177ZM209 148V149H208ZM228 148L229 149H231V150H233V151H231L230 150V152L229 151H227L228 150ZM241 148H242V150L244 149V151H242V152H240L241 151ZM249 148H251L252 150H248ZM15 149V150H14ZM34 149H36L35 151H34ZM42 149V150H41ZM52 149V151H50ZM104 149V150H103ZM134 149H135V151H134ZM136 149H138L137 150V152H136ZM154 149H156V151L154 150ZM206 149H208V150H210L209 152H208V150L206 151ZM246 149V150H245ZM55 150V151H54ZM61 150V151H60ZM92 150H95V151H92ZM100 150V151H99ZM154 150V151H153ZM190 150V151H189ZM212 150H213V152H212ZM215 150V151H214ZM216 150H218V153L216 152ZM222 150H224L225 151V153H223L224 151H222ZM263 152H262V151ZM45 151H46V154H47V156H45L46 154H45ZM54 151V152H53ZM66 151V152H65ZM98 151V152H97ZM147 151V152H146ZM153 151V154L151 153ZM160 152V153H158V152ZM165 151V152H164ZM171 151H173V152H171ZM197 151V152H196ZM226 151H227V153H226ZM248 151V152H247ZM252 153H251V152ZM48 152L50 153V152H52V153H50V154H48ZM56 152V153H55ZM71 152V153H70ZM76 153V155L75 154H73V153ZM97 152V153H96ZM102 152V153H101ZM136 152V153H135ZM141 153V155H140V153ZM158 154H157V153ZM195 152H196V154H195ZM207 152V154H204V153H206ZM233 152V153H232ZM247 152V154H245ZM250 152V153H249ZM262 152V153H261ZM69 153L70 154H72V155H74L75 157H73V156H70L69 155ZM93 153H95V154H93ZM145 153H150V154H152L153 156H151V155H145ZM165 153H166V155H165ZM169 153H170V155H171V153H172V155L170 156L169 155ZM192 154V158H190L189 157V154ZM234 153H235V155H234ZM98 154V155H97ZM134 154H136V155H134ZM155 154H157V155H155ZM184 154V155H183ZM205 155V156H202V155ZM216 154H218V155H216ZM228 154V155H227ZM243 154V155H242ZM250 154V155H249ZM251 154H252V157H250L251 156ZM23 155H24V157H23ZM49 155V156H48ZM50 155H51V157H50ZM55 156V158H58V159H55V158H53L54 156ZM67 155H69L68 156V158L67 159H65L66 157H67ZM100 155V156H99ZM135 157H134V156ZM145 156L148 160L146 161V159H142L141 160V158H140V156L141 157H143V156ZM175 155V156H174ZM186 155V156H185ZM27 158H26V157ZM58 156V157H57ZM66 156V157H65ZM97 156V157H96ZM117 156V157H116ZM137 156V157H136ZM155 156V157H154ZM174 156V157H173ZM183 156V157H182ZM197 156H199L200 157V160H201V162H199L200 160H197L198 158H197ZM218 158V159H220L221 158V161H222V163H221V161L219 160L218 161V159L216 158V157ZM233 157V158H231V157ZM246 156V157H245ZM247 156H249V159H247ZM255 156V157H254ZM28 157H31V158H28ZM45 157V159H46V161H45V159H43ZM48 157V158H47ZM65 157V158H64ZM74 158V159H72V158ZM94 157V158H93ZM120 157V158H119ZM125 159H124V158ZM151 157H153V158H151ZM158 157V158H157ZM178 157V158H177ZM185 157V158H184ZM194 157L196 158V159H194ZM201 157H203V158H201ZM211 157V158H210ZM253 157H254V159H253ZM262 157V158H261ZM22 158H24V159H22ZM76 158V159H75ZM101 158V159H100ZM123 158V159H122ZM140 158V159H139ZM150 158V159H149ZM171 158V159H170ZM175 158H177V160L175 159ZM251 158V159H250ZM26 159H27V161H26ZM29 159V160H28ZM43 161H42V160ZM62 159V160H61ZM63 159H65V160H63ZM99 159H100V161H99ZM191 159V160H190ZM204 159V160H203ZM216 159V160H215ZM225 159H227V161H225V162H227L226 164L228 165V163L230 162V164L228 165V168H229V170H228V168L226 167L227 165H225V162H224V160ZM70 160V161H69ZM74 160H76V161H74ZM115 160H117L118 161V163H117V161H115ZM120 160H122V162H124V161H128V160H130V161H128V162H124L123 163V166L120 164V166H122L121 168L120 167H118V165L117 164H119V161ZM140 160V161H139ZM144 160V161H143ZM155 160V161H154ZM167 160V161H166ZM207 160V161H206ZM209 160H212V162L210 161V163H207L208 164V166L209 167H207V165H206V162H208ZM214 160H215V163H214ZM235 160V162H233ZM253 160V161H252ZM36 162L37 164H35L34 162ZM39 161H41V162H39ZM45 161V162H44ZM54 161V162H53ZM66 161V162H65ZM72 161V162H71ZM78 161V162H77ZM90 161V162H89ZM93 161V162H92ZM166 161V162H165ZM169 161V162H168ZM175 161V162H174ZM177 161H179V162H177ZM195 163L196 161L198 162H196L194 165L196 166H194V165H192L193 164V162ZM219 163H218V162ZM237 161H239V162H237ZM42 162H44V167H46L47 165H48V167H46V168H48V175L46 176V181L44 182V186H41V183H39L40 182V180L41 179H39L38 177H36L35 178V176H37V175H34L33 173H34V170H35V168H36V165H43V163ZM65 162V163H64ZM76 162H77V165H76ZM114 162V163H113ZM173 162V164H171ZM177 162V163H176ZM187 162H190V164L189 163H187ZM242 162V163H241ZM253 162V163H252ZM33 163V164H32ZM39 163V164H38ZM50 163L52 164V165H50ZM92 163V164H91ZM154 163V164H153ZM169 163V164H168ZM179 163V165L177 166V164ZM192 163V164H191ZM203 163V164H202ZM205 163V164H204ZM213 163V164H212ZM252 163V164H251ZM255 163V164H254ZM34 164H35V167H33L34 166ZM67 164H69L68 165V170L64 167V165L66 166ZM149 164L152 166V168L149 166ZM163 164V165H162ZM180 164H182V165H180ZM190 166H189V165ZM200 164H202V165H204V167L202 166V165H200ZM216 164H217V166H216ZM219 164H223V165H225V166H223L222 168H221V166L219 165ZM235 164H237V165H241V167H242V165H243V169L241 168V167H237V165H235L236 166V168H235V166L234 165ZM247 164V165H246ZM17 165V166H16ZM73 165H74V167L76 168V174H73L71 177H70V173L72 172L71 171V168H73ZM117 165V166H116ZM141 167H140V166ZM168 165V166H167ZM172 165H176V167H177V170L175 169V167L172 169ZM183 165H184V167H183ZM198 165V166H197ZM212 165V166H211ZM214 165V166H213ZM25 166H27V167H25ZM51 166V167H50ZM71 166V167H70ZM78 166H80V167H78ZM102 166H104V167H102ZM132 166H134V167H132ZM154 166V167H153ZM180 166V167H179ZM192 166V167H191ZM200 166V167H199ZM206 166V167H205ZM211 166V167H210ZM232 166L234 167V169L232 170V174L230 173V171H231V169H232ZM77 167H78V170H77ZM136 167V168H135ZM150 167V168H149ZM165 167H167V169L165 168ZM181 167H183V168H181ZM198 167H199V169H198ZM203 167V168H202ZM216 167H217V170H216ZM226 167V168H225ZM259 167V168H258ZM4 168H5V170H6V174L5 173H3V170H4ZM54 168V169H53ZM65 168V169H64ZM80 168V169H79ZM103 170H102V169ZM130 168H132V171H131V169ZM134 168V169H133ZM144 168V170H142V169ZM165 168V169H164ZM178 168H179V170H180V173H178L179 172V170H178ZM185 168V169H184ZM197 168V169H196ZM209 170H208V169ZM212 168V169H211ZM219 168V169H218ZM221 168V169H220ZM231 168V169H230ZM50 169H52V171L54 172V173H52L51 172V170ZM98 169V170H97ZM100 169V170H99ZM129 169H130V172H129ZM135 169H138V172H140V173H137V170H135ZM182 169H184V170H182ZM205 169H206V172H205ZM216 170V171H220L219 173L218 172H216V171H214L215 173H216V175H214L215 173L213 172V170ZM224 169V170H223ZM226 169H227V171H226ZM260 169V170H259ZM4 170V171H5ZM9 170V171H8ZM95 170H96V172H95ZM203 170V171H202ZM210 170H212V171H210ZM256 170H257V172H256ZM258 170H259V172H258ZM100 171V172H99ZM143 171H144V173H143ZM147 171V172H146ZM159 171V172H158ZM178 171V172H177ZM186 172V174L184 173V172ZM209 171V172H208ZM57 172V173H56ZM109 172V173H108ZM208 172V173H207ZM211 172H213V174L211 175ZM26 173V174H25ZM98 173V174H97ZM107 173V174H106ZM128 173H127V175H128ZM142 173H143V175H142ZM146 173V174H145ZM206 175H204V174ZM207 173V174H206ZM218 173V174H217ZM222 173H227V175L225 176V175H223ZM261 173V175H259ZM1 174H3V175H1ZM162 174V175H161ZM180 174V175H179ZM185 175V176H183V175ZM208 174H210L209 176H208ZM219 174H221L222 176H220L219 177ZM229 174H231V178L228 176ZM240 174V175H239ZM242 174V175H241ZM24 175V176H23ZM27 175V176H26ZM89 175V176H88ZM107 175V176H106ZM145 175V176H144ZM233 175V176H232ZM236 175V176H235ZM4 176V177H3ZM55 176V177H54ZM166 178H165V177ZM204 176H205V178H204ZM207 176H208V178H207ZM220 179V181L222 180H224V178H222L223 176L225 177V180H224V182H221L220 183V181H219V183H220V186L217 184L218 183V181H217V177ZM239 176H241V177H239ZM2 177H3V179H2ZM67 177H69V178H67ZM90 177V181H88V178ZM105 177H106V179H105ZM179 177V178H178ZM212 177V178H211ZM227 177V178H226ZM232 177H234V180L232 179ZM236 177H239L238 178V180L236 179ZM242 177H244V178H242ZM48 178V179H47ZM71 178V179H70ZM181 178V179H180ZM189 178H191L192 179V181H191V179H189ZM215 179V181H216V184L214 185V183H215V181H214V179ZM240 178H242V180H244V181H241V179ZM2 179V180H1ZM27 179V180H26ZM33 179V180H32ZM38 179H39V182H38ZM136 179V180H135ZM139 181H138V180ZM163 181H162V180ZM208 179H210V182L208 183ZM227 179H228V181H227ZM232 179V180H231ZM239 179H240V181L242 182V184H241V182L239 181ZM246 179V180H245ZM256 179V180H255ZM36 180V181H35ZM114 180V181H113ZM118 180V179H117ZM200 180V181H199ZM204 181V183H202L203 181ZM237 180V181H236ZM82 181H83V183H82ZM84 181H86V183L84 182ZM106 181H108V182H106ZM157 183L158 182V184H156L155 182ZM226 181V182H225ZM231 181H233L232 183H229V182H231ZM234 181H236L237 183H235ZM249 183H248V182ZM115 182L117 183V185L115 184ZM163 182V183H162ZM201 184H200V183ZM213 182V183H212ZM239 182H240V184H239ZM243 182L245 183V184H243ZM3 183H4V180H3ZM2 183V184H3ZM36 183H38V184H36ZM50 183V184H49ZM82 183V184H81ZM144 183H145V187H144ZM152 183H155L154 185H155V188H153V185H152ZM159 183H160V185H159ZM161 183H162V185H161ZM176 185H175V184ZM248 183V184H247ZM2 184H0V185H2ZM47 184V185H46ZM114 184L116 185V186H120V187H116V186H114ZM198 185L197 186V188H199V190L196 188V185ZM200 184V185H199ZM203 184V185H202ZM209 184V185H208ZM212 184V185H211ZM237 184V185H236ZM256 184V185H255ZM84 185H86V186H84ZM134 185V186H133ZM143 185V186H142ZM149 187H148V186ZM157 185H158V187L160 186V187H162V188H158L157 187ZM188 185V186H187ZM233 185V186H232ZM236 185V186H235ZM21 186H23L22 187V189H21ZM27 188H26V187ZM40 187V190L38 189L39 187ZM107 188H106V187ZM146 186H147V188L149 189L148 190V195H150V197H153V199H155V200H152V204H149L148 203V199H146V197L148 198L149 196H140V195H132V197H129V196H131V195H128V194H126V192H130L131 190H133L134 191V189L136 188V189H138V187H139V189L141 188H146ZM202 186V187H201ZM206 186H208L207 188H206ZM216 186V187H215ZM1 187V186H0ZM25 187V188H24ZM45 187H46V189H45ZM117 189H116V188ZM134 189H133V188ZM159 189H157V188ZM168 187V188H167ZM195 187V188H194ZM204 187V188H203ZM234 187H236L235 189H234ZM129 188H131V189H129ZM153 188V189H152ZM173 188V189H172ZM201 188V189H200ZM227 188V189H226ZM239 188V189H238ZM240 188H242V189H240ZM42 189V190H41ZM56 189V190H55ZM157 190V191H155V190ZM167 189H169L171 192H169V190H167ZM196 189V190H195ZM203 189L205 190V191H203ZM238 189V190H237ZM21 190H25V191H21ZM44 190V191H43ZM49 190V191H48ZM118 190V191H117ZM124 192H123V191ZM127 190V191H126ZM130 190V191H129ZM164 190V191H163ZM203 192H202V191ZM217 190V191H216ZM0 191H1V189H0ZM38 191H40V192H38ZM151 191V192H150ZM162 191V192H161ZM175 191V192H174ZM178 193H177V192ZM224 191V192H223ZM42 192H44L43 194H42ZM51 192V193H50ZM53 192H55L56 194H54ZM59 192V193H58ZM116 192V193H115ZM119 192V193H118ZM125 193V194H122V193ZM166 192H169V193H167V194H165ZM174 192V193H173ZM191 192H193V193H191ZM205 192V193H204ZM226 192V194H224ZM228 192L229 193H231V194H228ZM41 193V194H40ZM58 193V194H57ZM93 193V194H92ZM132 193V192H131ZM159 195H158V194ZM202 193H203V195H202ZM208 193V194H207ZM232 193H237V194H235V195H233ZM26 194V195H25ZM95 194V195H94ZM117 194H119V195H117ZM175 194H176V196H175ZM189 195V196H187V195ZM215 195V196H212V195ZM56 195L58 196H60V198H59V196L57 197V198H55L56 197ZM81 195V196H80ZM84 197H83V196ZM153 195V196H152ZM165 195V196H164ZM186 195V196H185ZM208 195V196H207ZM212 196L211 198H210V196ZM222 195V196H221ZM230 195L233 197H230ZM22 196V199L20 198L19 199V201H22V200H24L25 199V197H23ZM126 196H128L127 198L128 199H126ZM161 196V197H160ZM203 196V197H202ZM207 196V197H206ZM39 197V198H38ZM155 197H157V198H155ZM171 197V198H170ZM186 197H188L187 199H185ZM218 197V198H217ZM220 197V198H219ZM230 197V198H229ZM129 198H130V200L131 201H129ZM141 198V199H140ZM161 198V199H160ZM196 198H194V199H196ZM210 198V199H209ZM229 200H228V199ZM240 198V199H239ZM36 199V200H35ZM95 199V200H94ZM105 199V201H103ZM117 199H118V201H117ZM200 199H202L201 201H200ZM214 199V200H213ZM233 199H234V201H233ZM261 199V200H260ZM97 200V201H96ZM114 200H115V202H114ZM208 200H210V202L208 201ZM223 202H222V201ZM242 200V201H241ZM246 200V201H245ZM249 200V201H248ZM33 201H35V203L33 202ZM37 201V202H36ZM41 201H43V203L42 204H40L41 203ZM103 202V204L101 203V205L104 207H106L107 209H109V208H111V207H115V209L116 210H118V214L116 215V216H113V217H115V219L113 218V217H111V220L113 219V221H111L110 220V217H107V218H104V216H102L101 214H99V212L97 211L98 209L95 207V205H94V203L95 202ZM108 201V202H107ZM110 201H113V202H111V203H109ZM125 201H126V203H125ZM155 201V202H154ZM196 201V200H195ZM221 201V202H220ZM231 201H233V202H231ZM241 201V202H240ZM248 201V202H247ZM25 202H27V203H25ZM66 202V203H65ZM135 202V203H134ZM226 204H225V203ZM232 204H231V203ZM235 202V203H234ZM244 202V203H243ZM25 205H31V207L32 208H35L36 206L37 207H39V205H40V207H39V210L38 209H34L33 211L31 210H29L28 209V207L27 206H25ZM113 203V204H112ZM124 203L126 204V205H124ZM238 203H241V204H238ZM257 203V204H258ZM105 204V205H104ZM110 204V205H109ZM195 204V205H196ZM24 205V206H23ZM51 205V206H50ZM204 205V204H203ZM230 205H232V206H230ZM235 205V206H234ZM238 205V206H237ZM241 205V206H240ZM43 208H42V207ZM44 206H45V208H44ZM144 206V207H143ZM191 206H193V205H190V206H188V208H190ZM200 206V205H199ZM199 206H197V207H199ZM215 206V205H214ZM238 208H237V207ZM69 207V208H68ZM117 207V208H116ZM23 208H25V209H23ZM40 208H42V209H40ZM68 208V209H67ZM192 208H194V207H191L190 209H192ZM120 209V210H119ZM189 209V210H190ZM43 210V211H42ZM66 210V211H65ZM69 211V212H68ZM193 211H194V209H193ZM192 210H191V212H193ZM68 213L70 216H72V217H68V214L66 215V213ZM71 212V213H70ZM122 212V213H121ZM195 212H193V214H194ZM28 214H29V216H28ZM45 216H44V215ZM93 214V215H92ZM192 214V215H193ZM37 215V216H36ZM55 215V216H54ZM64 215H65V217H67V218H65L64 217ZM185 215V216H184ZM195 215V214H194ZM36 216V217H35ZM240 216H241V218H240ZM47 218H48V220H47ZM72 218H73V220H72ZM74 218H76V219H74ZM109 218V220H108V222H105V221H107L106 219H108ZM57 219V220H56ZM69 219V220H68ZM239 219H241V220H239ZM55 220V221H54ZM64 220H66V222H63V224H64V227H63V225H62V221H64ZM67 220H68V222H67ZM72 220V221H71ZM53 221V222H52ZM57 221V222H56ZM60 221V222H59ZM70 221V222H69ZM186 221V220H185ZM201 221V222H200ZM241 221H243V222H241ZM245 221V222H244ZM44 222V223H43ZM100 222V223H99ZM137 222V223H136ZM60 225H59V224ZM66 223V224H65ZM70 225H69V224ZM133 223V224H135V225H131V224ZM140 223V224H139ZM244 223H248L249 225H250V227H251V229H249V227H248V225L246 224H244ZM57 224L59 225V226H57ZM131 225L132 227H135V228H138V229H134V228H132V229H130V231H128L129 230V228H131L130 226H128V225ZM138 224V225H137ZM172 224V225H171ZM206 224V225H205ZM211 224V225H210ZM255 224H256V222H255ZM259 224V222L257 223V226H259L258 225ZM67 225V226H66ZM182 225V226H181ZM263 227H262V229L264 228V222H263ZM56 226V227H55ZM61 226V227H60ZM74 226V227H73ZM76 226V227H75ZM84 226V227H83ZM97 226V227H96ZM138 226H140V227H138ZM142 226V227H141ZM45 227V228H44ZM129 227V228H128ZM174 227H175V229H176V231H174ZM253 227V228H252ZM3 227H1L0 229H2ZM195 228V229H194ZM216 228V229H215ZM257 228V227H256ZM78 229H79V227H78ZM98 229L101 231L100 232V235H101V241H100V243H99V246L96 248L95 246H94V242H93V240L95 239L94 238V236H95V231H98ZM104 229V230H103ZM170 229H171V231H170ZM219 229H221V230H219ZM241 230V232H242V234L241 233H239L238 232V230ZM255 229V228H254ZM77 230V229H76ZM141 230V231H140ZM221 231L222 233L221 234H219L220 236H222L223 235V237H219V235L217 236V233L219 232V231ZM248 230V233H246V231ZM251 230V231H250ZM57 231V234L56 235H58V232ZM63 231H61L62 233H63ZM93 231V232H92ZM106 231V232H105ZM140 231V232H139ZM196 231V232H197ZM218 231V232H217ZM264 231V230H263ZM55 232V233H54ZM73 232H76L74 229L72 230V232H71V234H76V233H73ZM128 232H130V233H128ZM178 232V235H176V233ZM182 232V233H181ZM189 233V234H185V233ZM192 232V233H191ZM196 232L194 233V234H196ZM52 233H54L53 235H52ZM62 233H59V234H62ZM181 233V234H180ZM184 233V234H183ZM216 233V234H215ZM225 233V234H224ZM258 233H259V235H258ZM262 235H261V234ZM122 234V235H121ZM130 234V235H129ZM170 234V235H171ZM234 234V233H233ZM238 234V235H237ZM241 234V235H240ZM245 234L247 235V237H245ZM72 235V237L74 238H76V236L74 235L73 236ZM142 235V234H141ZM208 235H210V236H208ZM213 235V236H212ZM216 235V236H215ZM256 235H258V236H256ZM40 236V235H39ZM58 236H60V235H58ZM58 236H56V238L58 237ZM178 236V237H177ZM186 236V237H185ZM228 236H229V238H228ZM255 236V237H254ZM263 236V237H262ZM92 237V238H91ZM120 237H123V238H120ZM129 237V238H128ZM177 239H176V238ZM206 237V238H207ZM249 237V238H248ZM252 237V238H251ZM254 237V238H253ZM74 238V239H75ZM216 238V239H215ZM221 238V239H220ZM222 238H226V239H222ZM246 238V239H245ZM49 239L51 240V241H49ZM54 239H55V237H54ZM118 239H119V243L117 242L118 241ZM124 240V242H123V240ZM128 239H130V240H128ZM229 239V243H228V240ZM231 239H232V241H231ZM235 239H236V241H235ZM48 240V241H47ZM133 240V239H132ZM216 240V241H215ZM224 240H226V242L224 241ZM233 240H234V242H235V244L233 243ZM263 242H262V241ZM253 241V242H252ZM48 242V243H47ZM105 242V243H104ZM126 242V243H125ZM127 242H129V243H127ZM202 242V243H203ZM262 242V243H261ZM90 243V244H89ZM92 243V244H91ZM104 243V244H103ZM220 244V245H218V244ZM232 243V244H231ZM256 243V244H255ZM261 243V244H260ZM122 244V245H121ZM124 244V245H123ZM131 244V245H130ZM204 244V243H203ZM109 245H111V246H109ZM113 245V246H112ZM194 245V246H193ZM127 246V247H128ZM144 246V247H143ZM203 246V245H202ZM202 246H200L201 248L200 249H198V247L196 248V249H194L195 251H196V253L193 251L192 253H193V255H192V253H191V255L190 256H188L187 255V257L188 258H190L191 256H194L193 258L191 257L190 259H191V261L193 260L194 262H195V264H201L202 262L201 261H198L199 259L201 260L202 259V261H203V263L202 264H207V262L209 261V260H211V261H209V263H211V262H213V255H212V252L213 251H211V248H205L207 245H205L204 244V248H203V251H207V250H209V251H211V252H209V251H207L208 253H204V252H202L201 250H202ZM256 246H258V247H256ZM14 247H16V250L15 249H13ZM20 248V246H16V245H12L11 247H9V248H7L9 251H11V248L13 249V251L12 252H15V251H17V250H19V248ZM94 247V248H93ZM120 247V248H119ZM122 247V248H123ZM149 247V248H148ZM190 247V248H189ZM193 247V248H192ZM207 247H209V246H207ZM235 247V248H234ZM218 248V249H217ZM126 249V248H125ZM125 249H123L122 251H124ZM167 249L169 250V251H167ZM220 249V250H219ZM15 250V251H14ZM92 250H93V252L95 253V255H94V253L92 252ZM98 251L97 253H96V251ZM128 250V249H127ZM127 250H125L124 252H126ZM104 251V252H103ZM107 251V252H106ZM130 251H132V250H130ZM129 251V253H127V255H126V253L124 254V255H126V257H127V259H128V256L129 255H131V256H129L130 258L131 257H133V254L131 253ZM201 251V253L203 254H199V252ZM249 251V252H248ZM21 253L20 252V250L19 251H17V252H15V253H13V255H14V260L15 261H17L18 259H16V258H19L20 257V255H19V253ZM104 254H103V253ZM106 252V253H105ZM123 252V253H124ZM169 252H172V253H169ZM197 252H198V254H197ZM247 252V253H246ZM66 253V255L64 256L65 258H64V260L62 259L61 261L62 262H60V263H63V264H68L69 263V257H68V255H67V253L69 254L70 253V248L68 247V252L66 251L65 252ZM100 253L102 254V255H100ZM210 253H211V255H210ZM140 253L138 252L137 253V256L139 255ZM204 254H206V255H208L207 257H208V261L207 260H205L206 259V256L204 255ZM244 254H246V255H244ZM249 254V255H248ZM88 255V256H87ZM198 257H200V255H202V256H204L205 257V259H203V257H201V258H198ZM17 256V257H16ZM118 256H119V254H118ZM140 256V255H139ZM209 256H212V257H209ZM224 256V257H223ZM93 257V258H92ZM126 257H125V259H126ZM176 258V259H175ZM195 258V259H194ZM263 258V259H262ZM68 259V260H67ZM93 260L92 262H94V263H92L91 262V264H99L101 261H96V260ZM196 259H198V260H196ZM257 259V260H256ZM262 259V260H261ZM95 261H96V263H95ZM128 261H129V263H128ZM128 261H127V263L126 264H132V263H130V259H128ZM175 261H177V262H175ZM179 261V262H178ZM191 262L192 264L194 263V262ZM30 264L33 262H31V261H28ZM197 262V263H196ZM199 262H201V263H199ZM83 263V262H82ZM28 264V263H27Z\"/></svg>","mask_w":264,"mask_h":264},{"label":"bare ground","instance_id":"obj_2","mask_svg":"<svg viewBox=\"0 0 264 264\" xmlns=\"http://www.w3.org/2000/svg\"><path fill=\"white\" fill-rule=\"evenodd\" d=\"M3 1V0H2ZM7 2L9 1V0H6ZM5 1V2H6ZM18 1V0H17ZM40 1L41 0H22L20 3H16V1H15V4L12 6V7H10V5H9V7L10 8H8L7 10H6V15H7V17H9V19L10 18H12L13 16H15V15H18V18L16 17V18H12L11 20H5V23H6V21L7 22H10V23H7V24H0V31H3L2 33H4V31L5 32H7V31H10V29H12V28H14V27H16L18 24L20 25H18L17 26V32L15 31V29H14V31H13V33L15 32V34L14 35H10V36H6V40L4 41V43L2 42L3 41V39L2 38H0V60H1V62L4 64H2L3 66H1L0 65V83H2V85H4L3 87L5 88V89H3V87H2V89L4 90V94H3V96H1V97H5V98H1L0 97V101H1V99L2 100H4V99H6L7 101H8V104H7V102L4 100V102L7 104V105H10V107H7V108H13L14 106V102L13 101H15L14 100V98L12 99V96H19L20 97V99H19V101L22 99L21 97H27V96H30V99L31 98H33V97H35V99L37 100H39L40 98L39 97H42V96H44L45 94H46V92H48L49 90H54V89H56V90H58V89H60V90H63V88L64 87H67V86H70L71 88H73V84H74V86L75 85H77L78 86V84H76V83H79L80 84V94H82V93H85V94H83V95H89V93L91 94L90 95V98L92 99V100H94L95 98H96V96H98V97H100L99 95H101V94H99V92L100 93H102V91L103 90H107V92H108V90H109V92L107 93V94H109V93H111L112 91H114L115 89H117L118 90V88L120 87V89L118 90V91H114V93H111V94H117V96L119 97V100H121V102H122V99L125 97V95H124V92L126 91L127 92V90L129 89H127L126 90V88L129 86V87H132L133 86V88L135 89V88H138L139 86L138 85H142V84H139V83H141V82H139L138 80V82L136 81L135 82V80H133V79H135L132 75H131V72H130V68L134 65V60H137V62H138V59H132L131 60V58H134V57H132V56H130L129 55V57L130 58H128V59H126V58H124L123 57V55H122V52H123V46H124V40L122 41V38H120L121 37V31H122V28L124 27H128V26H131L132 27V23L134 22L133 20L136 18L137 19V17H136V15L134 16H132V14H129L130 12L128 11V12H124V17L122 18H120V20H121V22H120V20H119V22L117 23V19L119 18V16H118V18H116L115 19V17H116V14H118V13H116V14H114L115 12H117L118 10H120V12L122 11V9L124 10L125 9V7H122V9L120 8L121 7V0H42L43 2H44V4H45V6L43 7L42 6V4H40ZM124 1H126V0H124ZM142 1V4H146L147 5V3H149V2H151L150 0H141ZM205 1L206 0H195V5H197L196 7L194 6V4H193V2H194V0H153V2H154V4H153V6L154 7H156L155 6V4L157 5V7L159 6L161 9H160V13H158V9H153V10H156L157 11V14L158 15H161V16H163L164 14L165 15H167L168 17H170L171 19H174L175 21H173V24H174V22H176V20H177V22H178V20L180 19L181 21H183V23L184 22H186L185 24H192V25H194L193 27H191V31H189V30H184V31H182V32H179L178 34H173V32L171 31V30H173L172 28H171V32H172V39H177V38H181V37H189V42L188 43H185V44H180V42L181 41H179L178 43L177 42H174V43H170V41H169V43H170V46H168L167 45V43L165 44V45H162V43H161V48H158L159 46H158V42H159V40L161 39V41L164 39V40H168V37H167V35H162V36H160L159 37V40H155L153 37H152V34H151V36L149 35L148 36V34L146 35L147 37H148V44L147 45H149V47L147 46V47H145V46H143L145 43H143V45L141 44L140 45V48L142 49V50H145V51H142V52H145V56H143V58L141 57L143 54L141 53V56H140V63H141V61H145L146 60V62L148 63V64H150L151 66H153V67H157L158 65L159 66H161V67H157V68H161L162 69V66H164L165 67V76H163V77H166L167 79H169L170 81H174L173 82V87H174V92L172 91V85L170 86V94H172V93H174V96H172L171 95V99L174 97V99H172L171 101H173V100H175V97H178V99L177 100H179L180 98H181V101H182V97L183 96H186L187 94L185 93V95L183 94V96H182V88L183 89H185V87H181L180 88V84H178V83H181L180 81H182V80H185V82H187L188 81V79L189 80H191L190 82H191V84L193 83H195V84H197L196 86L197 87H201L202 85L204 86V83H205V85H206V87L208 86V87H211V85L212 86H217V89L213 92V91H211V90H209V91H211V92H207V91H205V92H207V93H205V95H206V98H207V101H206V99H204L206 102H208L207 104H210V106H212V107H214L215 109H218V113L219 114H217V116L218 115H220V113H221V115H222V112H220L221 110H223V109H225V107H226V110L228 109V108H231V106L229 107L227 104H230L229 102L230 101H232V100H236L235 101V103L240 99V97H241V95L242 94H244V92H243V87H245V86H247V87H252L253 88V90L252 91H255L256 89L254 88V87H256V85H260V90H264V0H250V1H248V2H246V3H237L238 5H237V7L235 6L236 5V1L237 0H232V2H234L235 3V5H234V3H231L230 1H227V2H230V3H227V4H225L226 2H224V3H222V0H221V4L223 5V7H222V5H220L219 7H221V8H224V9H229V5L230 4H232V5H230V6H235L238 10H240L239 12L236 10V12H238V13H232L231 11V14L229 15L228 13V17H223V16H221V17H219L220 15H222L223 14V9H221L223 12H221V10H220V12L222 13H220L219 11H218V9H217V12H219L220 13V15H218L216 18H214V16H212V19L213 20H211V18H210V14L212 13V12H208V11H210V9H213V11L214 10H216V8H218L216 5H218V0H209V2L210 3H207V9L205 10V8H204V5H202L203 3H205ZM208 1V0H207ZM206 1V2H207ZM224 1V0H223ZM239 1H241V0H239ZM6 2V3H7ZM12 2V1H11ZM42 2V3H43ZM133 2H136V1H133ZM138 2V1H137ZM238 2V1H237ZM0 3H1V1H0ZM4 3V2H3ZM14 3V2H13ZM26 3H27V5H26ZM122 3H124V2H122ZM132 3V2H131ZM219 3H220V0H219ZM9 4V3H8ZM30 4V5H29ZM193 4V5H192ZM229 4V5H228ZM1 5V4H0ZM136 6H134V8L136 7V9L138 8L137 7V3L135 4ZM145 5V6H146ZM151 5H152V3H151ZM224 5H225V7H226V5H227V7L225 8L224 7ZM90 6V8H93V9H90V8H88ZM127 6V5H126ZM130 6H132V5H130ZM139 8L140 7H142V5L140 6V3H139ZM152 6V7H153ZM203 6V7H202ZM3 7V6H2ZM4 7H6V6H4ZM8 7V6H7ZM6 7V8H7ZM133 7V6H132ZM150 7V6H149ZM148 7V8H149ZM151 7V8H152ZM194 7L195 8H197V10L196 9H194ZM143 8V7H142ZM230 8H233V7H230ZM235 8V9H236ZM245 8V10H243ZM5 9V8H4ZM3 9V10H4ZM133 9V8H132ZM144 9V8H143ZM209 9V10H208ZM234 9V8H233ZM44 10H48L46 13H44ZM117 10V11H116ZM135 10V9H134ZM150 10V9H149ZM153 10L151 9V14H153L152 12H153ZM227 11V10H226ZM234 11V10H233ZM149 12V11H148ZM147 12V13H148ZM198 12V13H197ZM228 12V11H227ZM37 13H41L40 15H38ZM123 13V12H122ZM156 13V12H155ZM200 13H203L204 15H202V16H200ZM215 13H216V11H215ZM219 13H217V14H219ZM81 14V16H82V19L80 20H78L79 21V23L77 24V21H76V24L74 25V26H72V27H70L69 28V25H72V22H69L68 21V23L66 24V25H64V18L65 17H69V16H78V15H80ZM133 14H134V12H133ZM156 14V15H157ZM199 14V15H198ZM217 14H215V15H217ZM224 14H225V12H224ZM226 14V15H227ZM4 15V14H3ZM138 15V14H137ZM157 15V16H158ZM142 16V15H141ZM156 16V17H157ZM6 17V16H5ZM144 17V16H143ZM184 17V18H183ZM186 17V18H185ZM4 18V17H3ZM158 18V17H157ZM165 18V17H164ZM205 19V20H203V19ZM0 19H1V17H0ZM159 19V18H158ZM157 19V20H158ZM162 19V18H161ZM167 19H169V18H167ZM208 19H210V20H208ZM216 19V20H215ZM1 21V20H0ZM72 21V20H71ZM146 21V20H145ZM161 21V20H160ZM172 21V20H171ZM222 22V23H224L226 26H224V28H223V26H222V30L221 29H219V31H218V29H215V31H213V27H215V26H217V25H219L220 24V22ZM74 22H75V20H74ZM136 22V21H135ZM137 22H138V20H137ZM177 22L175 23V24H177ZM59 23V24H58ZM117 23V24H116ZM161 22H159V24H160ZM170 24L172 23V22H169ZM69 24V25H68ZM109 24H115L116 25V27L114 28L113 26H115V25H113L112 27H113V31H112V34H114V35H118V33H120L119 35H120V39H119V41H120V43H117L119 46H120V48L119 47H117L118 45H116L115 44V48L116 49H119V50H116V51H118L117 52V54L113 57V55H112V49H110V51L111 52H109V49H107L106 51H108V52H103L102 54H99L100 53V51H101V49L103 48V47H99V46H97L96 48H100V51H98V52H95L96 51V49H95V51L93 50H85L84 49V47H82V48H80L79 46H81V45H78V47H79V49H78V51H77V49L75 50V52L77 51L78 53L75 55V57H73V59H71L70 57H71V55H70V57L69 56H67L69 53L67 52V54L65 55L64 53H63V55H61V59L63 60V63H62V65L60 64V63H57V61H58V59H57V54L56 53H58V52H56V51H54L55 52V54L52 52V55L50 54V53H48V50H46L48 47L46 46V45H44V44H42V45H44V47H47V48H43V49H45V50H43V53L41 54V52H39L38 51V49H40L41 47H39L38 49L37 48H35L36 47V45L38 44L37 42L38 41H36V43L37 44H33V42H29L28 40L29 39H27V41L26 42H29V44L28 45H26V43H24L25 41H23V40H26V38H25V36H26V33L28 32V31H35V32H37V33H43L44 31H43V27H45V26H47V27H50V29H52V28H54V30H56L57 28L56 27H60V31L61 30H63V28H65V27H63V26H67L68 25V30L66 29H64L66 32H67V34L69 35V36H67V34L65 35V37H61V35H57V36H60L63 40H65V44H67V45H69V46H71V45H73V39L75 40V41H81V43L83 42L84 44H87L88 42H90L91 40H94V42L95 43H97L98 44V42L97 41H99V40H97L96 41V39H99L100 37H102V38H104V39H106V37H104L103 35L105 34L104 32H105V30L103 31V29L105 28V25H109ZM120 25L119 27L117 26V25ZM135 24V23H134ZM164 24V23H163ZM167 24V23H166ZM174 24V25H175ZM181 24V23H180ZM16 25V26H15ZM165 25V24H164ZM191 25V26H192ZM221 25V24H220ZM218 26V28L219 27H221V26ZM223 25V24H222ZM61 26L63 27L62 29H61ZM167 26V25H166ZM177 26V25H176ZM184 26V25H183ZM201 26V27H200ZM107 27V26H106ZM112 27H110V29H112ZM134 27V26H133ZM162 27H163V25H162ZM171 27V26H170ZM173 27V26H172ZM178 27H179V25H178ZM189 27V26H188ZM46 28V27H45ZM56 28V29H55ZM47 29V28H46ZM69 29H71V30H69ZM106 29V28H105ZM109 28L107 27V30H108ZM109 29V30H110ZM130 29V28H129ZM128 29V30H129ZM144 29V28H143ZM149 29V28H148ZM162 29V28H161ZM166 29V28H165ZM175 29V28H174ZM13 30V29H12ZM53 30V29H52ZM52 30H49V31H52ZM53 30V31H54ZM58 30V29H57ZM107 30H106V33H107ZM108 30V33L109 32H111V31H109ZM127 30V29H126ZM146 30V29H145ZM164 30V29H163ZM167 30V29H166ZM178 30V29H177ZM52 31V32H53ZM60 31H57L56 33L57 34H59L60 33ZM68 31L72 34V36H70L71 34H69L68 33ZM115 31H117L118 33H116L115 34ZM158 31V30H157ZM216 31H218V32H216ZM59 32V33H58ZM87 32V34H84V33H86ZM145 32H147V31H145ZM169 32V31H168ZM171 32H170V35H171ZM45 33V32H44ZM54 33V32H53ZM53 33H51V34H53ZM61 33H64L63 31H61ZM151 32H149V34H150ZM156 33V32H155ZM166 33V32H165ZM8 34V33H7ZM49 33L47 32V35H48ZM110 34V33H109ZM112 34H110V35H112ZM142 34V33H141ZM140 34V35H141ZM43 35V34H42ZM46 35V36H47ZM53 35H55V33L53 34ZM106 35H108V34H105V36ZM113 35V36H114ZM40 36V35H39ZM159 36V35H158ZM1 37H3L4 38V36H1ZM43 37V36H42ZM49 37H51V35L49 36ZM55 37V36H54ZM107 37H109V36H107ZM33 38V37H32ZM36 38V37H35ZM38 38V37H37ZM41 38V37H40ZM48 38V37H47ZM52 38V37H51ZM57 38V37H56ZM114 38V37H113ZM138 38V37H137ZM171 38V37H170ZM2 39V40H1ZM15 39H19V40H21V41H23L22 43H19V41L18 40H15ZM31 39V38H30ZM34 39V38H33ZM39 39V38H38ZM44 39V38H43ZM103 39V40H104ZM131 39H134V37L132 38L131 37ZM220 39V40H219ZM46 40V39H45ZM102 40V39H101ZM7 41V43H5ZM17 41H18V43H17ZM20 41V42H21ZM33 41V40H32ZM42 41V40H41ZM127 41V40H126ZM137 41V40H136ZM135 41V39H134V42H136ZM145 41V40H144ZM213 41H215L214 42V44H212L213 43ZM221 41H222V43H223V47L225 46V47H227V48H225V51L226 52H228V54L230 55H234V57L235 58H238V55H240V56H242L241 58H242V65L244 66L243 67V69L245 70V72L243 71V69L242 68H240L242 71H240V73L242 72V74H241V76L242 77H244V74L245 73H247L246 72V70H249V74L247 73V75H245V76H249L250 78H251V80L250 81H248L246 84H244L243 82V80H245V79H243V80H241V78L238 80V76H233V73H232V75L231 76H228V74H226V75H224V77L223 78H220V79H218V80H216L215 79V82H211V80H208V79H206L207 77H205V79H203L204 78V76H205V72H208V74H209V72H210V70H212V68L211 69H208L209 68V64L207 65V63H205L204 61H203V57L204 56H206L207 58H212V60L214 61L215 59H217V60H220L221 58H219L218 59V57H219V53H216V58H214L215 57V51H214V53H212L213 51V49L215 50L216 49V47L218 46V44H222L221 43ZM238 41H240V43L241 44H243L241 41H243V42H245V44H247V49L246 50H241L244 46L242 45V48L240 49L237 45H235L236 44V42H238ZM15 42V43H14ZM40 42V41H39ZM45 42V41H44ZM47 42V41H46ZM48 42L51 44V42L48 40ZM53 42V41H52ZM64 42V41H63ZM62 42V43H63ZM102 42V41H101ZM129 42H130V40H129ZM173 42V41H172ZM216 42H218V43H216ZM232 42H235V44H233L234 45V49H236V53H234V52H232V48L230 47L231 46V44L230 43ZM247 42V43H246ZM13 43H14V45H13ZM43 43V42H42ZM99 43H100V41H99ZM110 43V42H109ZM113 43V42H112ZM131 43V42H130ZM129 43V44H130ZM139 43V42H138ZM183 43V42H182ZM47 44V43H46ZM64 44V43H63ZM64 44V45H65ZM74 44H75V42H74ZM78 44H80V43H78ZM132 44V43H131ZM145 44V45H146ZM244 44V45H245ZM23 45H25V46H23ZM39 45H41V43L39 44ZM99 45V44H98ZM113 45H114V43H113ZM112 45V46H113ZM230 45V46H229ZM15 46V47H14ZM38 46V45H37ZM56 46H58V45H56ZM66 46V45H65ZM77 46V45H76ZM85 47H86V45H84ZM89 46V45H88ZM87 46V47H88ZM111 46V47H112ZM143 46V47H142ZM164 46V47H163ZM165 46H168V47H165ZM246 46V45H245ZM30 47L31 48H34V49H37V53L35 54V51H34V54H32L31 53V51H29L30 50ZM60 47V46H59ZM58 47V48H59ZM74 47V45L73 46H71V48H73ZM77 47V48H78ZM90 47V46H89ZM93 47H94V45H93ZM92 47V48H93ZM109 47V46H108ZM220 47H221V45H220ZM126 48H128V47H126ZM224 48H222V49H224ZM42 49V48H41ZM63 49V48H62ZM88 49V48H87ZM89 49H91V48H89ZM125 49V48H124ZM220 49V48H219ZM55 50V49H54ZM60 50V49H59ZM114 50V51H115ZM122 50V51H121ZM42 51V50H41ZM53 51V50H52ZM58 51V50H57ZM218 51V50H217ZM60 52H62V51H60ZM59 52V53H60ZM63 52H65V51H63ZM80 52V53H79ZM95 52V53H94ZM59 53H58V55H59ZM114 53V52H113ZM132 53V51L130 52V54ZM224 53V52H223ZM222 53V54H223ZM30 54H32V57H29V55ZM48 54H49V56L51 55L52 56V60H51V62L49 63V64H47L46 62H47V59L49 58L48 57ZM74 54V53H73ZM133 54V53H132ZM218 54V55H217ZM220 54H221V52H220ZM226 54V53H225ZM35 55H37L38 57H37V59L36 60H38L37 61V65H36V67L34 68V70H36V72L35 71H33L34 73H35V75L36 74H38L42 79H44V80H46V82L48 81V80H50V82H51V84L49 83L48 84V87L47 86H45L41 81H39L41 78H39V80H38V78H37V80L38 81H32V79L33 78H35V77H32V79L30 80V81H32V82H29V81H26L27 79H23L22 80V78H20L19 77V75L18 76H15V65H12V62H14V64H15V62L17 63V64H20V65H27V62H28V58L29 59H35L34 58V56ZM119 55V56H118ZM224 55V54H223ZM222 55V56H223ZM96 56H98L99 58L97 59V57ZM118 56V57H117ZM218 56V57H217ZM225 56V55H224ZM240 56H239V58H240ZM128 57V56H127ZM138 57V56H137ZM225 57H227V56H225ZM224 57V58H225ZM206 58V59H207ZM224 58H223V60H224ZM227 58H232L231 56L230 57H227ZM227 58H225V59H227ZM238 58V59H239ZM50 59H51V57H50ZM57 60V61H56ZM210 60V59H209ZM208 60V61H209ZM222 60V59H221ZM222 60V61H223ZM233 60H235L234 58H233ZM216 61V60H215ZM214 61V62H215ZM241 62L240 60H236L235 62ZM34 62V61H33ZM145 62V63H146ZM203 62L206 64V65H204L203 64ZM209 62H211V61H209ZM208 62V63H209ZM225 63L227 62V61H224ZM228 62H229V60H228ZM230 62H231V60H230ZM34 63H36V62H34ZM41 63H43L42 65L43 66H41ZM16 64V65H17ZM29 64H30V62H29ZM210 64H212V63H210ZM214 64V63H213ZM215 64H217V63H215ZM228 64V63H227ZM240 64V63H239ZM35 65V64H34ZM218 65V64H217ZM220 65V64H219ZM31 66V65H30ZM186 66H189L190 67V69H186L185 67ZM208 66V67H207ZM215 66V65H214ZM246 66V67H245ZM28 67V66H27ZM176 67H177V69H176ZM198 67H200V68H204L205 70H197V68ZM212 67H213V65H212ZM23 68V67H22ZM30 68V67H29ZM33 68V67H32ZM121 68H124L123 70H127L126 71V74H122L121 72H119L118 70L119 69H121ZM214 68H216V66L214 67ZM217 68H218V66H217ZM216 68V69H217ZM226 68V67H225ZM247 68V69H246ZM24 69V68H23ZM26 69V68H25ZM31 69V68H30ZM184 69H186V71L185 72H187L186 74H188V76L187 77H185L186 76V74H183V70ZM199 69V68H198ZM220 69V68H219ZM20 70H21V67H20ZM27 70H29V69H27ZM199 71V72H197V71ZM225 70V69H224ZM226 70H228V69H226ZM85 71V72H84ZM158 72H159V70H157ZM163 71V70H162ZM193 71H196V72H194L193 73ZM230 71V70H229ZM228 71V72H229ZM19 72V71H18ZM22 72V74H20V75H25V70L24 71H21ZM214 72H215V70H214ZM214 72H212V74L214 73ZM218 72H220L219 70H218ZM217 71H216V73H218ZM224 72V71H223ZM244 72V73H243ZM20 73V72H19ZM28 73V72H27ZM86 73V77L88 78V80L89 81H87V80H84L83 78L84 77H82V74L84 75ZM160 73V72H159ZM159 73H158V75H159ZM211 73V72H210ZM226 73H227V71H226ZM18 74V73H17ZM133 74V73H132ZM34 75V76H35ZM162 75V74H161ZM210 75V74H209ZM220 75H222V72L220 73ZM28 76H30V74H28ZM31 76H32V73H31ZM31 76L29 77V78H31ZM37 76V75H36ZM52 76H55V77H57V80H56V78L55 77H53L52 78ZM136 76H138V75H136ZM208 76V75H207ZM218 76V75H217ZM133 77V78H132ZM141 77V76H140ZM161 77V76H160ZM214 77H216V76H214ZM58 78L59 79H61V81L60 80H58ZM159 78V77H158ZM245 78V77H244ZM138 79V78H137ZM143 79V78H142ZM162 78H160V80H161ZM167 79H166V81L165 82H167ZM212 79V78H211ZM36 80V79H35ZM141 80V79H140ZM159 80V81H160ZM58 81H60V82H58ZM77 81V82H76ZM79 81V82H78ZM83 81H84V83H83ZM87 81V82H86ZM214 81V80H213ZM239 81H242L241 83H243V85L239 82ZM74 82V83H73ZM147 82V81H146ZM160 82H164V80L162 79V81H160ZM164 82V84H167V83H165ZM185 82H183V83H185ZM48 83V82H47ZM189 83V82H188ZM85 84V85H84ZM94 84H97L99 87L97 88V86H95ZM169 84V83H168ZM187 83H185V85H186ZM1 85V86H2ZM50 85V86H49ZM72 85V86H71ZM131 85V86H130ZM158 85H159V82H158ZM162 85V87H164V88H166V85L165 86H163V84H160L159 86H161ZM188 85V84H187ZM77 86H75V87H77ZM94 86L96 87V88H94ZM117 88H116V87ZM138 86V87H137ZM143 86V85H142ZM146 86V85H145ZM184 86V85H183ZM195 86V85H194ZM243 86V87H242ZM70 87H68V88H70ZM74 87V88H75ZM79 87V86H78ZM78 87L76 88V89H78ZM115 87V88H114ZM147 87V86H146ZM145 87V89H144V91L143 92H145V95H146V97H145V95L143 96V92L142 91H139V90H141L140 88H139V90H137L136 89V91L138 92H141L142 94V96L141 97H145V102L144 103H146V104H144V106L146 105V106H148L147 105V103H149V105H150V108L149 109H152L153 107H156L155 105L156 104H158L159 102H161V101H158V103H156V101L157 100H159L158 99V96H160V93L158 94L157 93V95L158 96H156V100L155 99H153V98H151V95H152V97H153V94H156V93H153L152 94V92H155L156 90V92H160L161 91V93H162V90L163 89H157L158 87H155L156 88V90H154V89H152L153 87H149V85H148V89ZM168 87V86H167ZM187 87V86H186ZM189 87V86H188ZM187 87V88H188ZM205 87V86H204ZM246 87V88H247ZM68 88H65V89H68ZM169 88V87H168ZM168 88L167 89H164V90H166V91H169L168 90ZM186 88V89H187ZM203 88V87H202ZM246 88H244L245 90H246ZM112 89V90H111ZM143 89V88H142ZM206 89H208V88H206ZM214 89V88H213ZM248 89H251V88H247V90ZM257 89H259V88H257ZM2 90V91H3ZM132 90V89H131ZM146 90L148 91L149 90V92H146ZM159 90V91H158ZM190 91V89H187V91ZM195 90V89H194ZM193 90V91H194ZM197 90H200V89H197ZM244 90V91H245ZM246 90V91H247ZM111 91V92H110ZM129 91V90H128ZM134 91L135 90H133V92H131V91H129V93L131 92V93H133L134 94ZM135 91V92H136ZM150 91H152V92H150ZM184 91V90H183ZM188 91V92H189ZM251 90H249V92L251 93L252 92ZM61 92V91H60ZM82 92V93H81ZM116 92V93H115ZM191 92V91H190ZM204 91H202V93H203ZM243 92V93H242ZM249 92H245V93H249ZM256 92V91H255ZM260 92V91H259ZM51 93V92H50ZM71 93V92H70ZM78 93H79V90H78ZM78 93H76V94H78ZM92 93H93V95H92ZM103 93H104V91H103ZM105 93V94H106ZM129 93L127 94L128 96H130V97H132V95H129ZM130 93V94H131ZM52 94H53V91H52ZM106 94V95H107ZM138 94H140V93H138ZM164 94H166V95H168L167 94V92L165 93V91H164ZM163 93L161 94V97H163V99H162V102L160 103V104H158L159 105V107H161L162 106V104L164 105L163 107H165L166 106V108H165V110L164 111H166V112H168L169 111V106L167 105V100H166V98H168L169 96H170V94L168 95V97H166V95H164ZM1 95V94H0ZM69 95H71V94H69ZM68 95V96H69ZM94 95H96L95 97H94ZM103 95V94H102ZM101 95V96H102ZM105 95V96H106ZM136 95V94H135ZM162 95H164V96H162ZM189 95H191V94H189ZM189 95H187V96H189ZM197 95V94H196ZM245 95V94H244ZM252 95H253V93H252ZM33 96V97H32ZM73 96H77V95H73ZM78 96H80V95H78ZM82 96V95H81ZM104 96V95H103ZM102 96V97H103ZM109 96V95H108ZM113 96V95H112ZM139 96V95H138ZM180 96H182V97H180ZM243 96V95H242ZM246 96V95H245ZM250 96V99L252 98L251 97V95H248L247 97H249ZM263 96V95H262ZM83 97V96H82ZM87 97V96H86ZM118 97H116V98H118ZM127 97V96H126ZM125 97V98H126ZM134 97V96H133ZM132 97V98H133ZM136 97H137V95H136ZM140 97V96H139ZM166 97V98H165ZM192 97V96H191ZM194 97H196L195 96V94H194ZM198 98L197 99H199V96H197ZM85 98V97H84ZM112 98V97H111ZM122 98V99H121ZM124 98V99H125ZM135 98V97H134ZM201 98V97H200ZM242 98V97H241ZM28 99V98H27ZM30 99H29V101L28 102H30V105H31V102L32 101H30ZM34 99V98H33ZM34 99V100H35ZM68 99H70V97H68ZM78 99H79V97H78ZM104 99V98H103ZM130 98L128 97V100H129ZM136 99V98H135ZM139 99V98H138ZM142 99V98H141ZM192 99V98H191ZM202 100H201V102H200V104L202 103V102H205V101H203V98H201ZM248 100V103L247 104H245L246 103V98H245V100L243 101V99H241L243 102H245V103H239L238 104V106L240 107V105L241 104H245L246 106H248V104L250 105L249 106V109H251V107L253 106V105H255V104H252V101L250 102V100H249V98H247ZM253 99V98H252ZM251 99V100H252ZM26 99H22L21 100V103L20 102H17V106H19V105H21L22 106V108H23V106H24V109H22V110H24V112H23V116H22V118H27L28 116H30V115H28V114H30L29 112H28V108L26 107V105H28L27 104V102L25 101ZM33 100V101H34ZM35 100V101H36ZM41 100V99H40ZM59 100V99H58ZM57 100V101H58ZM61 100V99H60ZM65 100H67V99H65ZM112 100V99H111ZM126 100V99H125ZM134 100V99H133ZM140 100V99H139ZM143 100H144V98H143ZM168 100H170V99H168ZM185 100H187V99H185ZM196 100V99H195ZM68 102L67 103H65V104H67V106H66V108L68 109L66 112H64L66 115H69V117L68 116H66V118L65 117H63L64 118V122H67L66 124L68 125V126H66V124H65V126H66V128L68 129V130H71L70 131V133L68 132L67 134H66V132L64 133L65 134V138L64 139H62V137L64 136V134L63 135H60L59 134V132H57L60 136L59 137H61V139L60 140H62L61 142L62 143H60V144H63V145H65L66 144V142H68L67 141V139L68 138H70L72 135L73 136H75V137H80L81 139L79 140V142L78 143H83V142H86L87 140L86 139H90L91 138V136H92V138L94 137V135L96 134L95 132V134L93 133L92 135H91V133L94 131V128H97V131L96 132H98V130H99V128H100V124H103V121L105 120L104 118L106 117V119L110 122V120H112L113 119V117L116 115V116H118V115H120L121 114V116L123 117L125 114H127V113H125V111H126V109L128 108V107H126L125 106V111L124 110H120V107H119V105H118V107L119 108H116V106H114V104L112 105V106H114V110L113 111H116V112H121L120 114H115L114 115V113L115 112H113L112 111V113L111 114H107V115H104L103 113H99V114H97V115H95L94 117L95 118H93L92 116H90V118L87 116V113L88 112H90V111H94L92 108H94L92 105H93V103H92V105H90V106H88V105H86L85 106V104H83L82 102H81V104H77L76 106H73V105H71V103H72V101L71 100H67ZM98 101V100H97ZM105 101H108L107 99L105 100ZM113 101V100H112ZM116 101V100H115ZM118 101V100H117ZM116 101V102H117ZM136 101L138 102V100L136 99ZM176 101V100H175ZM191 101H193V102H196V101H194V99H192ZM200 101V100H199ZM254 101V100H253ZM3 101H1V103H2ZM16 102H15V105H16ZM37 102V101H36ZM130 102V101H129ZM129 102H127L128 104H130ZM140 102V101H139ZM187 102V101H186ZM186 102H184V103H186ZM0 103V107H1V105H5L4 103H2L1 104ZM33 103H35V102H33ZM57 103V102H56ZM78 103V102H77ZM80 103V102H79ZM100 103V102H99ZM103 103H104V100H103ZM111 103V102H110ZM126 102H124V104L125 105H128ZM136 103V102H135ZM176 103V102H175ZM192 102H190V104H191ZM197 103H199L198 101H197ZM255 103V102H254ZM57 104H59V103H57ZM73 104H74V102H73ZM171 104V103H170ZM178 104V103H177ZM187 104V103H186ZM185 104V105H186ZM192 104H194V103H192ZM199 104V106H201L200 108H199V106L197 107L196 106V108H197V110L199 109H201L202 108V110L205 108V107H202V105H200ZM203 104V106H204V104H205V106L207 105L206 103H202ZM257 104H259V103H257ZM6 105V106H7ZM75 105V104H74ZM108 105V104H107ZM131 105H132V103H131ZM137 105V104H136ZM135 105V106H136ZM171 105H173V104H171ZM183 105V107L185 108V107H187L188 105ZM195 105V104H194ZM197 105V104H196ZM261 105H262V103H261ZM261 105H256L257 107L258 106H260V107H262ZM29 106V105H28ZM39 106V105H38ZM51 106H52V104H51ZM58 107H56L57 109L55 110V113H52V114H56L58 117H60V118H62L61 116H60V112L62 111H60V106L59 105H57ZM73 106V107H72ZM88 106V107H87ZM100 106V105H99ZM109 106V105H108ZM129 107H130V111H131V106L130 105H128ZM141 106V105H140ZM139 106V107H140ZM142 106H143V103H142ZM141 106V107H142ZM174 106V105H173ZM179 106H180V104H179ZM177 107V109H180V107ZM192 107L191 108H193L194 106L193 105H191ZM227 106H228V108H227ZM244 106V105H243ZM16 107V106H15ZM14 107V108H15ZM32 107V106H31ZM53 107V106H52ZM141 107H140V109H141ZM158 107V108H159ZM176 107V106H175ZM182 107V108H183ZM207 107L208 106H206V108H205V110L207 109ZM234 108L236 107V104L233 106ZM232 107V108H233ZM241 107H242V105H241ZM255 107V106H254ZM257 107H256V111H257ZM260 107H258V108H260ZM263 107H264V105H263ZM2 108V107H1ZM7 108H5V106L2 108V109H0V114H2L3 115V113L4 114H8V115H10L11 113L10 112H7ZM19 108V107H18ZM110 108V107H109ZM138 108V107H137ZM136 108V109H137ZM143 108H145L144 110H146V107H142V111H143ZM162 108V107H161ZM183 108V109H184ZM188 108V107H187ZM187 108H185V110L187 109ZM190 108V109H191ZM196 108H194V110H196ZM209 108V107H208ZM248 108V107H247ZM253 108V107H252ZM30 109V108H29ZM37 110H38V108H36ZM47 109V108H46ZM43 110V111H41V115L42 116H40V117H43V116H46L49 120H52L53 119V117L55 116V115H51V110L48 112L47 110ZM98 110H99V107L97 108ZM96 109V110H97ZM121 109H122V107H121ZM155 109V112L157 111L156 110V108H153L152 110H154ZM160 109V108H159ZM177 109H176V112H173V113H177L178 111H177ZM242 109V108H241ZM263 109V108H262ZM11 110V109H10ZM21 110V109H20ZM31 110V109H30ZM33 110V109H32ZM36 110V113H38V111ZM65 110V109H64ZM108 110V109H107ZM128 110V109H127ZM148 110V109H147ZM193 110V109H192ZM194 110L192 111V116H195V114H193V112H194ZM198 110V111H199ZM220 110V111H219ZM229 110H231V109H228V111ZM237 110H238V107H237ZM12 111V110H11ZM132 111H133V108H132ZM136 111V110H135ZM141 111V110H140ZM150 111V110H149ZM161 111V110H160ZM182 111L183 110H181L180 109V111L179 112H181L182 113ZM187 111H188V114L190 113L189 112V109H187L185 112L187 113ZM191 111V110H190ZM214 111V110H213ZM228 111H225V112H228ZM232 111V110H231ZM236 111V110H235ZM234 111V112H235ZM262 111V110H261ZM63 112V111H62ZM95 112V111H94ZM93 112V113H94ZM111 112V111H110ZM109 112V113H110ZM151 112V111H150ZM153 112V111H152ZM158 112V111H157ZM184 112V111H183ZM202 112V111H201ZM203 112H207V111H203ZM211 112H212V110H211ZM211 112H208L209 114L211 113ZM217 112V111H216ZM224 112V116H225V113ZM19 113V112H18ZM34 113V112H33ZM33 113H31V115L33 114ZM92 113V114H93ZM129 113V116H134L133 114H136V112L135 113H131V112H128ZM130 113H131V115H130ZM181 113H178V114H181ZM207 113V114H208ZM213 113V112H212ZM238 113V112H237ZM236 113V114H237ZM40 114V113H39ZM65 114H64V116H65ZM91 114V115H92ZM154 114H156V113H154ZM167 114H169V113H167ZM167 114H165V112H164V115H166V116H164V117H166L165 118V120L166 119H168L167 118ZM191 114V113H190ZM197 114H198V112L196 113V116H197ZM199 114L201 115V113H200V111H199ZM207 114H205V115H207ZM215 113H213L212 114V116L213 115H216ZM230 113H228L227 115H229ZM13 115V114H12ZM33 115H35V114H33ZM175 115V114H174ZM182 115V114H181ZM185 115V114H184ZM200 115H198L197 117H196V119H198V117H200ZM204 115V116H205ZM221 115L219 116V117H221ZM227 115H226V117H227ZM241 115V114H240ZM247 115V114H246ZM11 116V115H10ZM19 116V115H18ZM75 116V117H74ZM128 116V115H127ZM128 116V117H129ZM179 116V115H178ZM191 116V115H190ZM235 116H237V120L235 121L236 123L238 122V121H240L241 123L240 124H242V125H244L245 123H244V121H245V119L246 118H244V119H242V116H241V118H240V116H238V115H235ZM45 117V118H46ZM119 117V116H118ZM125 117H126V115H125ZM181 117V116H180ZM186 117H189V116H187V114H186ZM206 118H207V116H205ZM208 117H210V116H208ZM219 117L217 118V117H215V118H217V119H219ZM230 116H228V118H229ZM234 117V116H233ZM250 117V116H249ZM14 118V117H13ZM55 118H56V116H55ZM130 118V117H129ZM133 118H135V116L133 117ZM132 118V119H133ZM190 118V117H189ZM222 118V117H221ZM227 118V119H228ZM234 118V119H235ZM252 118V117H251ZM2 119V118H1ZM127 119V118H126ZM179 119V118H178ZM180 119H182V118H180ZM186 119H188V118H186ZM186 119H185V116H184V121H186ZM194 119H195V117H194ZM195 119V120H196ZM200 119V118H199ZM198 119V120H199ZM202 119V118H201ZM200 119V120H201ZM212 119H214V116H213V118ZM233 119V118H232ZM232 119H230V120H232ZM15 120H16V118H15ZM14 120V121H15ZM42 120V125H44V124H46V122H44L43 121V119H41ZM55 120V119H54ZM115 120H116V117H115ZM123 120V119H122ZM153 120V119H152ZM151 120V121H152ZM164 120V119H163ZM190 120V119H189ZM189 120H187L186 122H187V124H189L188 123V121ZM198 120H196V121H198ZM203 120H204V118H203ZM203 120L201 121V122H203ZM209 120H211V119H209ZM215 120V119H214ZM224 120V119H223ZM222 120V121H223ZM254 120L256 121V119L254 118ZM1 122H2V120H0ZM7 121V120H6ZM3 121L4 123H0V170L1 169H3L2 167H4V166H8V168L9 169H11L12 168V166H13V164H17L21 159H19V158H21V155L22 154H26V153H28V155L30 156H32V158L33 159H39L40 160V156L42 157V156H44V153L43 154H39L38 152L40 151L39 149L41 148V147H39L38 145H37V147H39V149L34 145V147H36L37 148V150H39L38 152H37V150L36 149H34V151L36 150V152H33V151H31V150H23V147H21V149H19L18 148V150L15 148V146L14 145H20V143H21V140H19L20 139V137L18 138L17 137V134H14V133H16V130H17V126H16V124L14 123L13 124V122L11 123V125H12V133L9 135L10 136V138L7 136V132L9 131V129L11 130V125L9 124V122L7 121ZM20 121V120H19ZM24 121H26V119L24 120ZM24 121H22L23 123V128H24V132H22L23 134H26V141H30L29 139H31V141H30V143L33 141L32 139H34V135H35V127H27L26 126V123H24ZM46 121V120H45ZM56 121V120H55ZM59 121V120H58ZM61 121V120H60ZM117 121V120H116ZM129 121V120H128ZM162 121V120H161ZM168 120H166L165 121V123H169V121L167 122ZM183 121V122H184ZM191 121V120H190ZM192 121H194L193 119H192ZM191 121V122H192ZM196 121H194V123L196 122ZM205 121H206V119H205ZM205 121H204V123H202V124H205ZM249 121V120H248ZM257 121H258V118H257ZM264 120H262L261 122H259V124L258 125H260V123H262ZM16 122H18L17 120H16ZM32 122V121H31ZM40 122V121H39ZM61 122H63V121H61ZM63 122V123H64ZM102 122V123H101ZM105 122V121H104ZM112 122V121H111ZM120 122H121V120H120ZM119 122V123H120ZM156 122V121H155ZM160 122V121H159ZM164 122V121H163ZM173 122V121H172ZM177 122H179V121H177ZM186 122H184L185 124H186ZM201 122H200V124H201ZM207 122V121H206ZM250 122V121H249ZM251 122H254L253 120L251 121ZM250 122V123H251ZM33 123V122H32ZM141 123V122H140ZM152 123H153V121H152ZM164 123V125H162V122H161V125L162 126H165V128L166 127H171V126H173V125H171L170 126V123H169V126H168V124H167V126H166V124ZM182 123V122H181ZM183 123V124H184ZM197 123V122H196ZM218 123V122H217ZM232 123V122H231ZM249 123V124H250ZM255 123V122H254ZM253 123V124H254ZM35 124V123H34ZM50 124V123H49ZM54 121H52L51 122V125H50V127L51 126H53L54 127ZM56 124V123H55ZM107 124V123H106ZM105 124V125H106ZM126 124H128V122L126 123ZM133 124V123H132ZM174 124V123H173ZM177 124H180V123H177ZM176 124V125H177ZM199 124V125H200ZM202 124L200 125V126H202ZM207 124H209V123H207ZM215 124V123H214ZM229 124V123H228ZM227 124V125H228ZM248 124V125H249ZM252 124V123H251ZM250 124V125H251ZM252 124V125H253ZM256 124V123H255ZM262 124H264V123H262ZM262 124H261V127H262ZM18 125V124H17ZM79 125H81L82 127H80L81 129H79ZM131 125V124H130ZM161 125H159V126H161ZM182 125V124H181ZM206 125V124H205ZM221 125V124H220ZM225 125V124H224ZM250 125H249V127H250ZM35 126V125H34ZM57 126V125H56ZM84 126V127H83ZM102 126V125H101ZM108 126V125H107ZM132 126V125H131ZM161 126V127H162ZM210 126H214V125H210ZM253 126H255V125H253ZM40 127H42V126H40ZM48 128L46 125H44L43 127H42V130H46V133H50L49 135L51 136V128ZM58 127V126H57ZM88 129H87V128ZM94 127V128H93ZM128 127V126H127ZM150 127H152V126H150ZM188 128L190 127V125L189 126H187ZM186 127V128H187ZM219 127V126H218ZM223 128H224V126H222ZM230 127V126H229ZM233 127V126H232ZM245 127V126H244ZM248 127V126H247ZM263 127H264V125H263ZM55 128V127H54ZM65 127L63 128V130L64 129H66ZM82 128L84 129V128H86V131H85V129H84V131L82 130ZM102 128H103V126H102ZM160 128V127H159ZM163 128V127H162ZM198 128H200V127H198ZM198 128H196V129H198ZM209 128V127H208ZM213 128V127H212ZM215 128H217L216 126H215ZM215 128H213L214 130V132H217V131H215ZM225 128H226V125H225ZM253 129L255 128V127H252ZM19 129H21V128H19ZM56 129H58V128H56ZM105 128H103V130H104ZM123 129H125V128H123ZM122 129V130H123ZM144 129V128H143ZM161 129V128H160ZM164 129V128H163ZM167 129V128H166ZM195 129V128H194ZM206 129V128H205ZM256 129V128H255ZM259 130H260V127L258 128ZM263 129V128H262ZM63 130H61L60 129V133H62L63 132ZM81 130V131H80ZM93 130V131H92ZM147 130H149V129H147ZM146 129H144V131H147ZM187 130V132H188V130L189 129H186ZM211 130V129H210ZM217 130V129H216ZM230 130H232V129H230ZM23 131V130H22ZM56 131H59V129L58 130H56ZM64 131H66V130H64ZM82 131H83V133H82ZM102 131V130H101ZM132 131V132H131ZM130 132L129 131H125L124 133H122V135L120 136V138H119V140H117L116 142H114L115 144H113L114 146L113 147H115V149L114 150H117L116 151V153H114V155H120V156H123V155H125V154H127V155H130L131 153H132V151H133V149H132V145H131V143L129 142V140L131 139V138H133L134 137V133H136V132H134L133 133V129L131 130ZM134 131H135V129H134ZM140 131V130H139ZM164 131V130H163ZM166 131V130H165ZM170 131V130H169ZM179 131H181V130H179ZM191 131H193V132H196V131H194V130H191ZM190 131V132H191ZM198 131H199V129H198ZM203 131H204V129H203ZM202 131V132H203ZM205 131H207V130H205ZM209 131V130H208ZM224 131V130H223ZM251 131V130H250ZM257 131V130H256ZM255 130H252L251 131V133L253 132H256ZM18 132V131H17ZM21 132V131H20ZM100 132V131H99ZM141 132V131H140ZM156 132V131H155ZM186 132V131H185ZM201 132V131H200ZM201 132V133H202ZM231 132V131H230ZM233 132V131H232ZM247 132V131H246ZM19 133V132H18ZM101 133V132H100ZM139 133V132H138ZM137 133V134H138ZM142 133H143V131H142ZM146 133V132H145ZM147 133H149V132H147ZM146 133V134H147ZM173 133V131H171V135H173L172 134ZM181 133L182 134H184V135H186L187 133H183L182 131H181ZM192 133V132H191ZM197 133V132H196ZM211 133H212V131H211ZM234 133V132H233ZM257 133V132H256ZM55 134H56V132H55ZM58 134H56V135H58ZM150 134V133H149ZM188 134H190V133H188ZM193 134V133H192ZM246 134V133H245ZM248 134V133H247ZM258 134H259V132H258ZM14 135H15V138H13L14 137ZM20 135V134H19ZM48 135V134H47ZM52 135H54V133H52ZM55 135V136H56ZM77 135V136H76ZM98 135H103V133H101V134H98ZM143 135V134H142ZM141 135V136H142ZM165 135V134H164ZM167 135V134H166ZM166 135H165V137H166ZM169 135V136H168ZM167 136V138L165 139L164 138V140L165 141H167V142H164V140L162 139V138H159L160 136H157L158 137V139L157 140H155V139H153L154 141H152V139H151V143H153V144H155L156 145V143L159 145V143L161 142V140L160 139H162L163 141L162 142H164L165 143V145L166 146H168V145H170L171 144V141L176 137L175 136V134H174V137L172 138L171 136H170V133L168 134ZM202 135V134H201ZM204 135V134H203ZM210 135H212V134H210ZM214 135V134H213ZM230 135H231V133H230ZM25 136V135H24ZM72 136V137H73ZM144 136L146 137V135L144 134ZM144 136H143V138H144ZM187 136V135H186ZM195 136H197V135H195ZM209 136V135H208ZM233 136H234V134H233ZM232 136V138H234ZM253 136H254V134H253ZM22 137H23V135H22ZM54 137V136H53ZM103 137H105V136H103ZM140 137V136H139ZM154 137H156V136H154ZM179 136H177L176 138H178ZM188 137V136H187ZM213 137V136H212ZM230 137V136H229ZM228 137V138H229ZM252 137V136H251ZM74 138V137H73ZM141 138V137H140ZM140 138H136L137 140L138 139H140ZM142 138V139H143ZM175 138V139H176ZM236 138V140H237V137H235ZM243 138V137H242ZM79 139V138H78ZM101 139H102V136H101ZM105 139V138H104ZM135 139V138H134ZM148 139H150V136H149V138ZM147 139V140H148ZM172 139V140H171ZM229 139H231V138H229ZM56 140H58V137H57V139ZM73 140H77V139H73ZM86 140V141H85ZM95 140V139H94ZM93 140V141H94ZM96 140H97V137H96ZM99 140H100V137H99ZM99 140H97V141H99ZM146 140V139H145ZM188 140H190V138L188 139ZM245 141V143H248V142H250V141H248L247 139H244ZM248 142H247V141ZM91 141H92V139H91ZM102 141H104V140H102ZM141 141V140H140ZM139 141V142H140ZM220 141V140H219ZM218 141V142H219ZM224 141H226V139L224 140ZM227 141L229 142V140L227 139ZM227 141H226V143H227ZM231 141H233V140H231ZM230 141V142H231ZM253 141V140H252ZM251 141V142H252ZM34 142H35V140H34ZM88 142V144H89V141H87ZM86 142V143H87ZM105 142V141H104ZM104 142H102V143H104ZM135 142V141H134ZM139 142H137V143H139ZM174 142H175V140H174ZM178 142H179V140H178ZM183 142V141H182ZM222 142V141H221ZM229 142V143H230ZM236 142V141H235ZM240 143H242L241 141H239ZM250 142V144H254V142H252L251 143ZM22 143H24V142H22ZM27 143V142H26ZM39 144H40V142H38ZM43 143V142H42ZM94 143L95 142H93L92 144L94 145ZM106 143V142H105ZM145 143H147L146 141H145ZM145 143L144 142H141V148L143 147V148H145L144 146H145ZM149 143V142H148ZM147 143V144H148ZM149 144L148 145V148H147V145H146V148H147V150L148 151H150V148H149V146L151 145V148L153 149V148H155V146L153 145L152 146V144ZM163 143V144H164ZM204 143H206V141L204 142ZM229 143H227L229 146L230 145H232V144H229ZM231 143H233V142H231ZM9 145V146H7V145ZM33 144V143H32ZM45 144V143H44ZM43 144V145H44ZM70 144V143H69ZM68 144V145H69ZM83 145V147L84 146H88V147H90V144L89 145ZM178 144V143H177ZM210 144V143H209ZM209 144H208V147H209ZM243 144V143H242ZM52 144H49V147L51 146ZM62 145V146H63ZM71 145V144H70ZM74 145V144H73ZM79 145V144H78ZM100 145H102L101 143H100ZM133 145H134V143H133ZM138 145V144H137ZM142 145H144V146H142ZM156 146V147H158L159 148V146H161L162 145V143L159 145V146ZM172 145V147H173V144H171ZM197 145V144H196ZM195 144H194V146H196ZM221 145V144H220ZM247 145V144H246ZM257 145V144H256ZM259 145V144H258ZM261 145V144H260ZM260 145H259V147H260ZM262 145H264V142H263V144ZM13 146H14V148L16 149V151L15 152H11L10 153V151H13V150H10V149H13ZM29 146H32V145H29ZM40 146H42V145H40ZM45 147L47 146V144H45L44 145ZM59 146V148L62 150H60L61 152H59V150H58V153H60L59 155H63L64 153V147H60V145H58ZM164 146V145H163ZM174 146H176V145H174ZM193 146V145H192ZM222 146H224V145H222ZM255 146V145H254ZM17 147V146H16ZM20 147V146H19ZM26 147H28V146H26ZM26 147H24V148H26ZM48 147V148H49ZM53 147H55V149L56 148H58V147H56V146H53ZM82 147V146H81ZM85 147V148H86ZM100 147V146H99ZM102 147H103V145H102ZM102 147H101V149H102ZM138 147H140V146H138ZM137 147V148H138ZM172 147H170L169 148V146L168 147H164L165 148V150L168 148V150H171V148ZM181 147H183L184 148V145L182 146L181 145ZM199 150H198V153H200V152H204V149H205V147H206V145H204V144H200L199 146ZM253 146H251V148H252ZM263 146H261V148H262ZM31 148H33V147H31ZM58 148V149H59ZM104 148H105V146H104ZM146 148H145V150H146ZM157 148V149H158ZM162 148V147H161ZM159 148L160 150H163L164 148ZM197 147H192V152H193V149H196ZM215 148V147H214ZM225 148V147H224ZM244 148V147H243ZM251 148H249L250 150H252ZM14 149V150H15ZM30 149V148H29ZM47 149V148H46ZM54 149V148H53ZM66 149V148H65ZM158 149V150H159ZM178 149V148H177ZM209 149V148H208ZM208 149H206V151L208 150ZM215 149H217V148H215ZM248 149V148H247ZM248 149V150H249ZM263 149V148H262ZM42 150V149H41ZM104 150V149H103ZM137 150L138 149H136V152H137ZM155 151H156V149H154ZM153 150V151H154ZM159 150V151H160ZM230 150L231 149H229L228 148V150L227 151H229L230 152ZM246 150V149H245ZM50 151H52V149L50 150ZM55 151V150H54ZM53 151V152H54ZM66 151H67V149H66ZM65 151V152H66ZM92 151H95V150H92ZM100 151V150H99ZM134 151H135V149H134ZM153 151L151 152L152 154H153ZM190 151V150H189ZM210 150H208V152H209ZM215 151V150H214ZM222 151H224V150H222ZM227 151H226V153H227ZM231 151H233V150H231ZM242 151H244V149L242 150V148H241V151L240 152H242ZM253 151V150H252ZM262 151V150H261ZM264 151V150H263ZM262 151V152H263ZM68 152L69 151H67V153L66 154H68ZM98 152V151H97ZM96 152V153H97ZM135 152V153H136ZM147 152V151H146ZM158 152V151H157ZM156 152V153H157ZM161 152V151H160ZM160 152H158V153H160ZM165 152V151H164ZM166 152H167V150H166ZM168 152H170V151H168ZM167 152V153H168ZM171 152H173V151H171ZM197 152V151H196ZM196 152H195V154H196ZM212 152H213V150H212ZM216 152L218 153V150H216ZM245 152V151H244ZM248 152V151H247ZM247 152L245 153V154H247ZM251 152V151H250ZM249 152V153H250ZM261 152V153H262ZM50 153H52V152H50ZM49 152H48V154H50ZM56 153V152H55ZM71 153V152H70ZM69 153V155L70 156H73V157H75L74 155H72V154H70ZM73 153V152H72ZM102 153V152H101ZM140 153V152H139ZM157 153V154H158ZM223 153H225V151L223 152ZM233 153V152H232ZM252 153V152H251ZM45 154H46V151H45ZM73 154H75L76 155V153H73ZM93 154H95V153H93ZM133 154V153H132ZM151 155V156H153L152 154H150V153H145V155ZM157 154H155V155H157ZM204 154H207V152L206 153H204ZM202 155V156H205V155ZM24 155H23V157H24ZM69 155H67V157L65 158V159H67L68 158V156ZM98 155V154H97ZM101 155V157H102V160L101 161H103V163L101 164H99L98 166L99 167H97V168H100V165H105V168H104V171H106V170H110V173H111V175L109 176V178L108 179H111L112 177L113 178H116V182L119 184V182L120 181H122V183L121 184H119V185H122L123 186V188L124 189H126V187H129L130 186V183H132V182H134L133 181V178H135V176H134V172H135V174H136V171H134L133 173H132V176H133V178L131 177V174H129L128 172H126V174L124 173V172H121V170L122 171H124V169H125V167H127V165L129 164V167L131 166L130 165V163H131V161L130 160H128V161H130V163H126L127 165H124V167H122L123 166V163L124 162H128V161H124V162H122V160H120L119 161V164H117L118 165V167H122L121 168V170H120V173H119V170H117V168L115 169V170H113L112 169V162H111V155H110V152H109V149L108 148H105V150L103 151V153L102 154H100ZM99 155V156H100ZM134 155H136V154H134ZM133 155V156H134ZM140 155H141V153H140ZM146 155V156H147ZM165 155H166V153H165ZM169 155H170V153H169ZM171 155H172V153H171ZM170 155V156H171ZM184 155V154H183ZM208 155V154H207ZM216 155H218V154H216ZM228 155V154H227ZM234 155H235V153H234ZM243 155V154H242ZM250 155V154H249ZM264 155V154H263ZM45 156H47V154L45 155ZM49 156V155H48ZM54 156V155H53ZM143 156V155H142ZM175 156V155H174ZM173 156V157H174ZM186 156V155H185ZM26 157V156H25ZM50 157H51V155H50ZM58 157V156H57ZM97 157V156H96ZM117 157V156H116ZM135 157V156H134ZM137 157V156H136ZM155 157V156H154ZM183 157V156H182ZM189 157L190 158H192V154L190 153L189 154ZM216 157V156H215ZM231 157V156H230ZM246 157V156H245ZM250 157H252V154H251V156ZM255 157V156H254ZM254 157H253V159H254ZM27 158V157H26ZM28 158H31V157H28ZM48 158V157H47ZM53 158H55V156L53 157ZM59 158V157H58ZM58 158H55V159H58ZM72 158V157H71ZM94 158V157H93ZM120 158V157H119ZM124 158V157H123ZM122 158V159H123ZM140 158H141V160L142 159H146V161L148 160L145 156H143V157H141L140 156ZM139 158V159H140ZM151 158H153V157H151ZM158 158V157H157ZM178 158V157H177ZM177 158H175L176 160H177ZM185 158V157H184ZM197 160H200V157L199 156H197ZM201 158H203V157H201ZM211 158V157H210ZM217 158V157H216ZM231 158H233V157H231ZM262 158V157H261ZM22 159H24V158H22ZM43 159H45V157L43 158ZM65 159H63V160H65ZM69 159V158H68ZM72 159H74V158H72ZM76 159V158H75ZM101 159V158H100ZM100 159H99V161H100ZM125 159V158H124ZM150 159V158H149ZM171 159V158H170ZM193 159V158H192ZM194 159H196L195 157H194ZM218 159V158H217ZM247 159H249V156H247ZM251 159V158H250ZM19 160V161H18ZM29 160V159H28ZM42 160V159H41ZM62 160V159H61ZM191 160V159H190ZM202 160V159H201ZM201 160L199 161V162H201ZM204 160V159H203ZM216 160V159H215ZM215 160H214V163H215ZM221 161V158L220 159H218V161ZM26 161H27V159H26ZM43 161V160H42ZM45 161H46V159H45ZM44 161V162H45ZM70 161V160H69ZM74 161H76V160H74ZM115 161H117V160H115ZM140 161V160H139ZM144 161V160H143ZM149 161V160H148ZM155 161V160H154ZM167 161V160H166ZM165 161V162H166ZM207 161V160H206ZM210 161L212 162V160H209L208 162H206V165H207V167H209L208 166V164L207 163H210ZM217 161V162H218ZM223 161V160H222ZM222 161H221V163H222ZM225 161H227V159H225L224 160V162ZM253 161V160H252ZM34 162V161H33ZM39 162H41V161H39ZM44 162H42L43 163V165H36V168H35V170H34V175H37V176H35V178L36 177H38L39 179H41L40 180V182H39V179H38V182L39 183H41V186H44L43 184H44V182L46 181L45 179H46V176L48 175V168H46V167H48V165L46 166V167H44ZM54 162V161H53ZM66 162V161H65ZM64 162V163H65ZM72 162V161H71ZM78 162V161H77ZM77 162H76V165H77ZM90 162V161H89ZM93 162V161H92ZM169 162V161H168ZM175 162V161H174ZM177 162H179V161H177ZM176 162V163H177ZM193 162V161H192ZM197 162V161H196ZM195 162V163H196ZM233 162H235V160L233 161ZM237 162H239V161H237ZM35 164H37L36 162H34ZM114 163V162H113ZM117 163H118V161H117ZM187 163H189L190 164V162H187ZM194 162H193V164L192 165H194L195 164ZM198 163V162H197ZM196 163V164H197ZM219 163V162H218ZM227 162H225V165H227L226 164ZM242 163V162H241ZM253 163V162H252ZM251 163V164H252ZM33 164V163H32ZM35 164H34V166L33 167H35ZM39 164V163H38ZM92 164V163H91ZM120 164L122 165V166H120ZM125 164V163H124ZM154 164V163H153ZM169 164V163H168ZM171 164H173V162L171 163ZM188 164V165H189ZM203 164V163H202ZM202 164H200V165H202ZM205 164V163H204ZM213 164V163H212ZM230 164V162L228 163V165ZM255 164V163H254ZM50 165H52L51 163H50ZM68 165L69 164H67L66 166L64 165V167L67 169L68 168ZM116 165V166H117ZM163 165V164H162ZM179 165V163L177 164V166ZM180 165H182V164H180ZM220 166H221V168L223 167V166H225V165H221V164H219ZM228 165L226 166L227 168H228ZM234 165V164H233ZM235 165H237V164H235ZM234 165V166H235ZM247 165V164H246ZM17 166V165H16ZM140 166V165H139ZM142 166V165H141ZM140 166V167H141ZM149 166L152 168V166L149 164ZM168 166V165H167ZM174 165H172L171 167H172V169L175 167V169L177 170V167H176V165L173 167ZM190 166V165H189ZM195 166V165H194ZM198 166V165H197ZM203 167H204V165H202ZM212 166V165H211ZM210 166V167H211ZM214 166V165H213ZM216 166H217V164H216ZM239 165H237V167H238ZM23 167V166H22ZM22 167H14V171H9L7 174H6V170H5V168H4V170H3V173H5L6 174V180H5V178L3 179V177H2V179L4 180V183H3V180L1 181V183L0 184H2V185H0L1 187H0V189H1V191H0V228L1 227H3L2 229H0V264H30L28 261H33L31 264H63V263H60V262H62L61 260L63 259L64 260V256L66 255V251L68 252V247L70 248V253L68 254L67 253V255H68V259H69V263L68 264H91V262L96 258V256L98 255H95V253L93 252V250H92V252L94 253V259L92 260H90L89 258H86V255H85V253H83V252H85V251H87V250H85V251H83V249H85V247H86V245L88 244V242L89 241H91L92 242V240H90V238H89V234L87 233V232H85V229L83 228H80V227H82V226H78L79 227V229H78V227H76V228H71L70 226H68V228L67 229H65L64 231H63V228L62 229H60L61 231H63V233L61 232V231H58L59 233H62V234H59L58 233V235H60V236H58V235H56L57 234V231H56V233L54 234V233H52V235L54 234V236H52V238L51 239H53L52 240V243L50 244V242H49V244L47 245V244H45L46 243V241H45V243H42L39 239H42V238H39L38 239V237H43V238H45L44 236V234H46V232H44V236L42 235V234H40V233H42L43 231H45L43 228H42V225H41V220L42 221H44L45 220V218L47 217V213H45V215H46V217L44 218V219H42V215H40L41 214V211L39 212L40 214H38L39 216H37L38 218H37V220H35V219H30L31 217L29 216V214H28V216H29V218L27 217V215H26V213L28 212V210L26 209L25 211L23 210H20L21 208H22V204H21V202H23V201H25L27 198L25 197V196H23V193L22 192H20L21 194L20 195H18L19 194V192H17L18 191V189H20V188H18L17 187V183L19 182V181H21L20 179V176H21V174H23L24 173V171L22 172ZM25 167H27V166H25ZM51 167V166H50ZM71 167V166H70ZM78 167H80V166H78ZM78 167H77V170H78ZM102 167H104V166H102ZM132 167H134V166H132ZM149 167V168H150ZM154 167V166H153ZM180 167V166H179ZM183 167H184V165H183ZM183 167H181V168H183ZM192 167V166H191ZM196 167V166H195ZM200 167V166H199ZM199 167H198V169H199ZM202 167V168H203ZM206 167V166H205ZM218 167V166H217ZM217 167H216V170H217ZM225 167V168H226ZM239 167H241V165L239 166ZM64 168V169H65ZM136 168V167H135ZM166 169H167V167H165ZM164 168V169H165ZM220 168V169H221ZM235 168H236V166H235ZM242 169H243V165H242V167H241ZM259 168V167H258ZM54 169V168H53ZM80 169V168H79ZM102 169V168H101ZM131 169V171H132V168H130ZM130 169H129V172H130ZM134 169V168H133ZM142 169V168H141ZM153 169V168H152ZM185 169V168H184ZM184 169H182V170H184ZM197 169V168H196ZM208 169V168H207ZM212 169V168H211ZM219 169V168H218ZM231 169V168H230ZM234 169V167L232 166V169H231V171H230V173L232 174V170ZM12 170V169H11ZM51 170V172L52 173H54L53 171H52V169H50ZM68 170V169H67ZM98 170V169H97ZM100 170V169H99ZM103 170V169H102ZM125 170H127V169H125ZM135 170H137V173H140V172H138V169H135ZM142 170H144V168L142 169ZM178 170H179V168H178ZM209 170V169H208ZM215 169L213 170V172L214 171H216ZM224 170V169H223ZM228 170H229V168H228ZM260 170V169H259ZM259 170H258V172H259ZM71 173H70V177L73 175V174H76V168L74 167V165H73V168H71ZM79 171V170H78ZM145 171V170H144ZM144 171H143V173H144ZM203 171V170H202ZM210 171H212V170H210ZM226 171H227V169H226ZM95 172H96V170H95ZM100 172V171H99ZM107 172V171H106ZM147 172V171H146ZM159 172V171H158ZM178 172V171H177ZM184 172V171H183ZM205 172H206V169H205ZM209 172V171H208ZM207 172V173H208ZM213 172H211V175L213 174ZM216 172H220V171H216ZM256 172H257V170H256ZM57 173V172H56ZM109 173V172H108ZM127 173H128V175H127ZM131 173V172H130ZM143 173H142V175H143ZM178 173H180V170H179V172ZM185 174H186V172H184ZM206 173V174H207ZM215 173V172H214ZM217 173V174H218ZM26 174V173H25ZM98 174V173H97ZM107 174V173H106ZM141 174V173H140ZM146 174V173H145ZM204 174V173H203ZM223 175H227V173H222ZM231 174H229L228 176L230 177L231 176ZM1 175H3V174H1ZM162 175V174H161ZM180 175V174H179ZM183 175V174H182ZM205 175V174H204ZM210 174H208V176H209ZM214 175H216V173L214 174ZM225 175V176H226ZM240 175V174H239ZM242 175V174H241ZM259 175H261V173L259 174ZM24 176V175H23ZM27 176V175H26ZM89 176V175H88ZM107 176V175H106ZM145 176V175H144ZM183 176H185V175H183ZM206 176V175H205ZM205 176H204V178H205ZM208 176H207V178H208ZM220 176H222L221 174H219V177ZM233 176V175H232ZM236 176V175H235ZM262 176V175H261ZM22 177V176H21ZM55 177V176H54ZM165 177V176H164ZM217 177V176H216ZM239 177H241V176H239ZM239 177H236V179L238 180V178ZM20 178V179H19ZM67 178H69V177H67ZM166 178V177H165ZM179 178V177H178ZM212 178V177H211ZM218 178V177H217ZM222 178H224V180H225V177L223 176ZM227 178V177H226ZM231 178V177H230ZM242 178H244V177H242ZM242 178H240L241 179V181H244V180H242ZM48 179V178H47ZM71 179V178H70ZM105 179H106V177H105ZM118 179V180H117ZM181 179V178H180ZM189 179H191V178H189ZM214 179V178H213ZM221 179V178H220ZM220 179L218 178L217 179V181L219 180L220 181ZM232 179L234 180V177H232ZM231 179V180H232ZM240 179H239V181H240ZM27 180V179H26ZM33 180V179H32ZM91 179H90V177L88 178V181H90ZM136 180V179H135ZM138 180V179H137ZM162 180V179H161ZM224 180L222 181H220V183L221 182H224ZM236 180V181H237ZM246 180V179H245ZM256 180V179H255ZM36 181V180H35ZM114 181V180H113ZM119 181V182H118ZM139 181V180H138ZM163 181V180H162ZM191 181H192V179H191ZM200 181V180H199ZM203 181V180H202ZM214 181H215V179H214ZM219 181H218V185L220 186V183H219ZM227 181H228V179H227ZM236 181H234L235 183H237ZM240 181V182H241ZM85 183H86V181H84ZM106 182H108V181H106ZM115 182V184L117 185V183ZM155 182V181H154ZM210 182V179H208V183ZM226 182V181H225ZM233 181H231V182H229V183H232ZM240 182H239V184H240ZM245 182V181H244ZM243 182V184H245ZM248 182V181H247ZM82 183H83V181H82ZM81 183V184H82ZM138 183V182H137ZM137 183L135 184V182H134V184H135V186L137 185ZM156 183V182H155ZM155 183H152V185H153V188H155ZM163 183V182H162ZM162 183H161V185H162ZM200 183V182H199ZM202 183H204V181L202 182ZM213 183V182H212ZM249 183V182H248ZM247 183V184H248ZM36 184H38V183H36ZM50 184V183H49ZM114 184V186H116ZM156 184H158V182L156 183ZM175 184V183H174ZM201 184V183H200ZM199 184V185H200ZM216 184V181H215V183H214V185ZM216 184V185H217ZM238 184V183H237ZM236 184V185H237ZM241 184H242V182H241ZM39 185V184H38ZM47 185V184H46ZM159 185H160V183H159ZM176 185V184H175ZM196 185V184H195ZM203 185V184H202ZM209 185V184H208ZM212 185V184H211ZM235 185V186H236ZM256 185V184H255ZM84 186H86V185H84ZM134 186V185H133ZM143 186V185H142ZM148 186V185H147ZM147 186H146V188H144L145 187V183H144V187L141 189H139V187H138V189H134L133 187V189H134V191L133 190H129L130 192L128 193V192H126V194H128V195H131V196H129V197H132V195L134 196V195H142V196H149L148 198L146 197V199H148V203L149 204H152L153 202H152V200H155V199H153V197H150V195H148L149 193H148V188H147ZM188 186V185H187ZM197 186L198 185H196V188H197ZM233 186V185H232ZM22 187L23 186H21V189H22ZM26 187V186H25ZM24 187V188H25ZM39 187V186H38ZM106 187V186H105ZM116 187H120V186H116ZM115 187V188H116ZM131 187V186H130ZM149 187V186H148ZM157 187H158V185H157ZM156 187V188H157ZM160 187V186H159ZM158 187V188H159ZM199 187V186H198ZM202 187V186H201ZM208 186H206V188H207ZM216 187V186H215ZM18 188V189H17ZM27 188V187H26ZM107 188V187H106ZM152 188V189H153ZM157 188V189H158ZM160 188H162V187H160ZM168 188V187H167ZM195 188V187H194ZM204 188V187H203ZM209 188V187H208ZM236 187H234V189H235ZM39 190H40V187L38 188ZM45 189H46V187H45ZM117 189V188H116ZM129 189H131V188H129ZM163 189V188H162ZM173 189V188H172ZM198 190H199V188H197ZM201 189V188H200ZM227 189V188H226ZM239 189V188H238ZM237 189V190H238ZM240 189H242V188H240ZM17 190V191H16ZM42 190V189H41ZM56 190V189H55ZM155 190V189H154ZM159 190V189H158ZM167 190H169V189H167ZM196 190V189H195ZM21 191H25V190H21ZM44 191V190H43ZM49 191V190H48ZM118 191V190H117ZM123 191V190H122ZM127 191V190H126ZM155 191H157V190H155ZM164 191V190H163ZM202 191V190H201ZM203 191H205L204 189H203ZM202 191V192H203ZM217 191V190H216ZM38 192H40V191H38ZM124 192V191H123ZM132 192V193H131ZM151 192V191H150ZM162 192V191H161ZM169 192H171L170 190H169ZM169 192H166L165 194H167V193H169ZM175 192V191H174ZM173 192V193H174ZM177 192V191H176ZM224 192V191H223ZM44 192H42V194H43ZM51 193V192H50ZM54 194H56L55 192H53ZM59 193V192H58ZM57 193V194H58ZM116 193V192H115ZM119 193V192H118ZM122 193V192H121ZM178 193V192H177ZM191 193H193V192H191ZM205 193V192H204ZM41 194V193H40ZM93 194V193H92ZM122 194H125V193H122ZM158 194V193H157ZM208 194V193H207ZM224 194H226V192L224 193ZM228 194H231V193H229L228 192ZM233 195H235V194H237V193H232ZM26 195V194H25ZM95 195V194H94ZM117 195H119V194H117ZM159 195V194H158ZM187 195V194H186ZM185 195V196H186ZM202 195H203V193H202ZM22 196L23 197H25V199L24 200H22V201H19V199L21 198L22 199ZM59 196V195H58ZM57 195H56V197L55 198H57L58 197ZM81 196V195H80ZM83 196V195H82ZM153 196V195H152ZM165 196V195H164ZM175 196H176V194H175ZM187 196H189V195H187ZM208 196V195H207ZM206 196V197H207ZM210 196V195H209ZM212 196H215L214 194L212 195ZM212 196H210V198L212 197ZM222 196V195H221ZM84 197V196H83ZM128 196H126V199H128L127 198ZM138 197V196H137ZM161 197V196H160ZM203 197V196H202ZM230 197H232L231 195H230ZM229 197V198H230ZM39 198V197H38ZM59 198H60V196H59ZM155 198H157V197H155ZM171 198V197H170ZM188 197H186L185 199H187ZM194 198H196V196L194 197ZM193 198V196H189V198H188V200L187 201H184V199H182V209H184V211L186 212L185 214H186V218H181L182 216H180L179 218L177 217V215L175 216V214H174V212L173 211H171V212H169V210L168 211H165L164 213H162V212H160L158 215H156L155 217H153V220H154V222L158 225V227H159V230L161 231V232H163L162 234L167 238V245H168V247L170 246V248H172L174 251H172L174 254V257H180L182 260V264H192L191 262L193 261H191V257L193 258L194 256H191L190 258H188L187 257V252H186V254H185V251L187 250L186 249V247L184 246L185 244L184 243H186V241H185V239H182V241L184 242V243H180V242H182V241H180V242H178L179 240H180V237L181 236H179V240L178 241H176V240H174L173 238H172V236H173V234H174V232H171V233H173V234H169V230H168V228L170 227V226H168V225H170V224H168V222H170L171 223V219L170 218H167V217H171L172 218V220L173 219H175L176 221L178 220V222H180L182 225L184 224V230H183V232H186L185 230H187V231H190L189 229H190V226H196V228L198 227L197 225L199 224H201V223H199V222H195V218H197V220H198V217H199V215L198 216H196L197 214H199L200 213V218H202V219H204V222H208V224L211 222L212 223V225L214 226V227H217V228H223L222 230L224 231V229H225V231L228 233V234H230L231 236H233V238H234V236L236 235L235 233H237V232H235V231H237V230H235V229H238V217L236 218L235 216H237V215H234L233 213H234V209L232 210V208L231 207H227V205L229 206V204H227V205H225V206H222L223 205V203H219V202H215V201H212L211 202V204L209 203H207V204H205L206 203V201L202 204L201 202L199 203V205H197L196 203H198L197 202V199L198 198H196V199H194ZM209 198V199H210ZM213 198V197H212ZM211 198V199H212ZM218 198V197H217ZM220 198V197H219ZM233 198V197H232ZM29 199V198H28ZM58 199V198H57ZM141 199V198H140ZM158 199V198H157ZM161 199V198H160ZM228 199V198H227ZM240 199V198H239ZM36 200V199H35ZM95 200V199H94ZM196 200V201H195ZM202 199H200V201H201ZM214 200V199H213ZM229 200V199H228ZM261 200V199H260ZM27 202L29 201V200H26ZM97 201V200H96ZM103 201H105V199L103 200ZM117 201H118V199H117ZM129 201H131L130 200V198H129ZM209 202H210V200H208ZM222 201V200H221ZM220 201V202H221ZM233 201H234V199H233ZM233 201H231V202H233ZM242 201V200H241ZM240 201V202H241ZM246 201V200H245ZM249 201V200H248ZM247 201V202H248ZM27 202H25V203H27ZM30 202V201H29ZM34 203H35V201H33ZM37 202V201H36ZM101 202V201H100ZM99 201L98 202H95L94 203V205H95V207L98 209L97 211L99 212V214H101L102 216H104V218H107V217H110V220H111V217H113V216H116L119 212H118V210H116L115 209V207H111V208H109V209H107L105 206L103 207L102 205H101V203L103 204V202H101L100 203ZM106 202V201H105ZM108 202V201H107ZM111 202H113V201H110L109 203H111ZM114 202H115V200H114ZM155 202V201H154ZM223 202V201H222ZM230 202V203H231ZM250 203H246V206L244 205V207H242L241 209H240V211L242 210L243 211V214H241V216H244V220L246 221V222H248V223H250V224H253L254 223V228H253V232H255V234L259 231V230H262V232L264 233V228L262 229V227H263V222H264V204H263V206L260 204V203H255V202H251V201H249ZM43 203V201H41V203L40 204H42ZM66 203V202H65ZM125 203H126V201H125ZM124 203V205H126ZM135 203V202H134ZM225 203V202H224ZM235 203V202H234ZM244 203V202H243ZM24 204V203H23ZM44 204V203H43ZM113 204V203H112ZM196 204V205H195ZM226 204V203H225ZM232 204V203H231ZM238 204H241V203H238ZM25 205V204H24ZM23 205V206H24ZM105 205V204H104ZM110 205V204H109ZM190 205H193V206H191V207H194V208H192V209H190V208H188V206H190ZM215 205V206H214ZM25 206H27L28 207V209L31 211H33L34 209H38L39 210V207H40V205H39V207H35V208H32L31 207V205H25ZM51 206V205H50ZM197 206H199V207H197ZM230 206H232V205H230ZM235 206V205H234ZM238 206V205H237ZM236 206V207H237ZM241 206V205H240ZM42 207V206H41ZM144 207V206H143ZM43 208V207H42ZM42 208H40V209H42ZM44 208H45V206H44ZM69 208V207H68ZM67 208V209H68ZM117 208V207H116ZM238 208V207H237ZM23 209H25V208H23ZM190 209V210H189ZM193 209H194V211H193ZM120 210V209H119ZM191 210L193 211V212H195L194 214H193V212H191ZM43 211V210H42ZM66 211V210H65ZM69 212V211H68ZM66 213V212H65ZM71 213V212H70ZM122 213V212H121ZM68 213H66V215H67ZM193 214V215H192ZM44 215V214H43ZM44 215V216H45ZM71 215V214H70ZM69 214H68V217H72V216H70ZM93 215V214H92ZM119 215V214H118ZM35 216V217H36ZM55 216V215H54ZM185 216V215H184ZM241 216H240V218H241ZM64 217H65V215H64ZM65 218H67V217H65ZM114 219H115V217H113ZM74 219H76V218H74ZM170 219V220H169ZM47 220H48V218H47ZM57 220V219H56ZM69 220V219H68ZM68 220H67V222H68ZM72 220H73V218H72ZM71 220V221H72ZM107 221H105V222H108V220H109V218L108 219H106ZM186 220V221H185ZM239 220H241V219H239ZM55 221V220H54ZM111 221H113V219L111 220ZM244 221V222H245ZM41 222V223H40ZM53 222V221H52ZM57 222V221H56ZM60 222V221H59ZM63 222H66V220H64V221H62L61 223H62V225H63V227H64V224H63ZM70 222V221H69ZM190 223V226H188L189 224L188 223ZM201 222V221H200ZM241 222H243V221H241ZM255 222H256V224H255ZM259 222V226H257V223ZM44 223V222H43ZM100 223V222H99ZM137 223V222H136ZM135 223V224H136ZM198 223V224H197ZM248 223H244L245 225L247 224L248 225V227H249V229H251V227H250V225L248 224ZM59 224V223H58ZM57 224V226H59ZM66 224V223H65ZM69 224V223H68ZM131 224V223H130ZM128 225V226H130L131 228H129V230L128 231H130V229H132V228H134V229H138V228H135V227H132L131 225L133 224H131V225ZM135 224H133V225H135ZM140 224V223H139ZM70 225V224H69ZM138 225V224H137ZM172 225V224H171ZM181 225V226H182ZM206 225V224H205ZM211 225V224H210ZM67 226V225H66ZM136 226V225H135ZM56 227V226H55ZM61 227V226H60ZM74 227V226H73ZM84 227V226H83ZM97 227V226H96ZM138 227H140V226H138ZM142 227V226H141ZM257 227V228H256ZM45 228V227H44ZM65 228V227H64ZM171 228V227H170ZM173 228V227H172ZM171 228V229H172ZM75 230L76 232H73V233H76V234H74L75 236H76V238L74 239L73 237H72V235L73 234H71V232H72V230ZM77 229V230H76ZM171 229H170V231H171ZM195 229V228H194ZM216 229V228H215ZM104 230V229H103ZM133 230V229H132ZM198 230V229H197ZM196 230V231H197ZM219 230H221V229H219ZM218 230V231H219ZM242 230V229H241ZM241 230L239 229L238 230V232L239 233H241L242 234V232H241ZM141 231V230H140ZM139 231V232H140ZM174 231H176V229H175V227H174ZM195 231V232H196ZM217 231V232H218ZM251 231V230H250ZM257 231V232H256ZM93 232V231H92ZM100 230L98 229V231H95V236H94V240H93V242H94V246L97 248L98 246H99V243H100V241H101V235H100ZM106 232V231H105ZM194 232V233H195ZM128 233H130V232H128ZM176 233V232H175ZM182 233V232H181ZM180 233V234H181ZM192 233V232H191ZM193 233V235H191V239H193V241H194V245H195V247L197 248L198 247V249H200L201 247L200 246H204V244L205 245H207V246H209V247H205V248H211V251H213L212 252V255H213V257L212 256H209V257H212L213 258V262H211V263H209V261H211V260H209L208 259V255H206V254H204L205 256H206V259H205V257L204 256H202L203 254L201 253V251L202 252H206V253H208L207 251H209V250H207V251H203V246H202V250L199 252V254L201 253L202 255H200V257H198L197 255V257L198 258H201V257H203V259H205V260H209L208 262H207V264H222V261L221 260H219L218 258H219V256L221 257L222 256V254H225V255H230L229 254V250H228V244L227 245H225L224 243H222L221 245H222V248H221V253L222 254H217V252H218V250L216 251V249H214L212 246H213V243H215L216 244V242L218 241V243H221V242H219V241H222V240H215L216 242H213L212 243V240H211V238L210 239H208V237L207 236H205V235H203V238L202 239H204V237H205V240H204V244L202 243V242H200L201 240V233H200V229H199V232L197 231L196 232V234H194ZM222 232L221 231H219L218 233H217V236L219 235V234H221ZM234 233V234H233ZM246 233H248V230L246 231ZM262 233V234H263ZM131 234H132V236H133V234H134V237L133 238H131V241H132V247L131 246H126L125 247V245H124V247L123 246H120L119 248V250L117 251L118 253H117V255H115L116 253V251L115 252H113V250H108V254H107V256L106 257H103V260L101 261L100 259H101V256H100V258L98 257V261H101L99 264H126L127 263V261H128V259H130V263H132V264H160L161 262L159 261V260H162V257L161 256H159L158 258V261H156L155 263H154V261L156 260V254H155V250L154 249H152V247H148L149 248V252L147 253V256H144L145 254H143V248H142V241L143 240H145L144 238H145V236H143V233H137V231H133V232H131ZM184 234V233H183ZM185 234H189L188 232L187 233H185ZM216 234V233H215ZM225 234V233H224ZM240 234V235H241ZM261 234V233H260ZM261 234V235H262ZM40 235V236H39ZM73 235V236H74ZM122 235V234H121ZM130 235V234H129ZM176 235H178V232L176 233ZM190 235V234H189ZM238 235V234H237ZM258 235H259V233H258ZM258 235H256V236H258ZM56 236H58L57 238H56ZM174 236H175V234H174ZM173 236V237H174ZM208 236H210V235H208ZM213 236V235H212ZM216 236V235H215ZM54 237H55V239H54ZM178 237V236H177ZM186 237V236H185ZM207 237V238H206ZM219 237H223V235L222 236H220L219 235ZM245 237H247V235L245 234ZM255 237V236H254ZM253 237V238H254ZM263 237V236H262ZM92 238V237H91ZM120 238H123V237H120ZM129 238V237H128ZM176 238V237H175ZM228 238H229V236H228ZM249 238V237H248ZM252 238V237H251ZM133 239V240H132ZM177 239V238H176ZM216 239V238H215ZM221 239V238H220ZM222 239H226V238H222ZM246 239V238H245ZM123 240V239H122ZM128 240H130V239H128ZM48 241V240H47ZM49 241H51L50 239H49ZM225 242H226V240H224ZM228 241V243H229V239L227 240ZM231 241H232V239H231ZM235 241H236V239H235ZM262 241V240H261ZM118 243L120 242L119 241V239H118V241H117ZM123 242H124V240H123ZM253 242V241H252ZM263 242V241H262ZM261 242V243H262ZM48 243V242H47ZM105 243V242H104ZM103 243V244H104ZM126 243V242H125ZM127 243H129V242H127ZM217 243V244H218ZM233 243L235 244V242H234V240H233ZM260 243V244H261ZM90 244V243H89ZM92 244V243H91ZM141 244V245H140ZM187 244V243H186ZM232 244V243H231ZM256 244V243H255ZM12 245H16V246H20V248H19V250H20V252L21 253H19V255H20V257L19 258H16V259H18L17 261H15L14 260V255H13V253H15V252H17V251H19V250H17V251H15L16 250V247H14L13 249H15L14 251L15 252H12L13 251V249L11 248V251H9L7 248H9V247H11ZM122 245V244H121ZM131 245V244H130ZM193 245V246H194ZM218 245H220V244H218ZM236 245V244H235ZM261 245H263L264 246V243L263 244H261ZM109 246H111V245H109ZM113 246V245H112ZM228 246V247H227ZM123 247V248H122ZM144 247V246H143ZM193 248V250H192V252L194 251L195 253H196V251L198 250H194V249H196V248ZM256 247H258V246H256ZM94 248V247H93ZM126 248V249H125ZM190 248V247H189ZM235 248V247H234ZM123 249H125V250H127L126 252L127 253H129V251L130 250H132V251H130L132 254H133V257H129V256H131V255H129L128 256V259H127V257H126V255H127V253L126 252H124V251H122ZM218 249V248H217ZM170 250V249H169ZM168 249H167V251H169ZM220 250V249H219ZM96 251V250H95ZM211 251H209V252H211ZM98 251H96V253H97ZM104 252V251H103ZM102 252V253H103ZM105 252V253H106ZM124 252V253H123ZM140 253L138 256H137V253ZM172 252H169V253H172ZM191 252V253H192ZM249 252V251H248ZM99 253V252H98ZM126 253V255H124ZM191 253H190V255H191ZM219 253V252H218ZM247 253V252H246ZM104 254V253H103ZM118 254H119V256H118ZM197 254H198V252H197ZM264 254V253H263ZM100 255H102L101 253H100ZM190 255H188V256H190ZM192 255H193V253H192ZM210 255H211V253H210ZM219 255V256H218ZM244 255H246V254H244ZM249 255V254H248ZM88 256V255H87ZM99 256V255H98ZM17 257V256H16ZM125 257H126V259H125ZM224 257V256H223ZM93 258V257H92ZM264 258V257H263ZM262 258V259H263ZM67 259V260H68ZM97 259V258H96ZM95 259V260H96ZM176 259V258H175ZM195 259V258H194ZM261 259V260H262ZM196 260H198V259H196ZM257 260V259H256ZM260 259H258V261H255V262H259V263H256V264H260V262L262 263V261H259ZM97 261V260H96ZM96 261H95V263H96ZM97 261V262H98ZM198 261H201L202 263H203V261H202V259L200 260H198ZM264 261V260H263ZM83 262V263H82ZM160 262V263H159ZM175 262H177V261H175ZM179 262V261H178ZM194 262V261H193ZM201 262H199V263H201ZM205 262V261H204ZM92 263H94V262H92ZM128 263H129V261H128ZM197 263V262H196ZM201 263V264H202ZM206 263V262H205ZM204 263V264H205ZM98 264V263H97ZM193 264H195V262L193 263ZM198 264V263H197ZM225 264V263H224ZM228 264V263H227Z\"/></svg>","mask_w":264,"mask_h":264}]
</instances>
